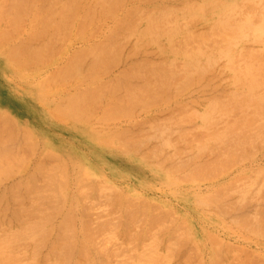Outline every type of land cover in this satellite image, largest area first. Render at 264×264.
Masks as SVG:
<instances>
[{
  "label": "rangeland",
  "instance_id": "obj_1",
  "mask_svg": "<svg viewBox=\"0 0 264 264\" xmlns=\"http://www.w3.org/2000/svg\"><path fill=\"white\" fill-rule=\"evenodd\" d=\"M2 1H4L5 2V0H1L0 1V3H2ZM34 1V0H33ZM42 1V3L40 2V0H37V1H34L33 2V6L32 7H26V8H28V10L26 9V8H24L25 10L22 12V13H19L18 14V16H17V20L20 18L19 17V15L20 14H22L24 17H22V15H20L21 16V19L22 18H24L25 19V21H23V19L21 20L20 19V21L18 20V22H19V26L18 25H16V23H17V21H16V18H14V17H11V15H13V14H10V12L12 13H15V11H13V9H11V0L9 1L10 2V4L8 3V0H6V4L8 5H6V7H5V5H4V7L6 8H4L2 5V8H0V10H2V12L1 13H4L2 16H3V21H1L2 20V18L0 19V28L2 27L3 29L1 30L0 29V31H2V32H0V34H1V36L2 37H5L6 35L5 34H9V36H13V37H9V36H6V40H5V38H1L0 39V42H2V43H0V118H3L4 116H11L10 118H11V120H8V122L10 121H12V119L13 120H15V121H12L10 124H12L11 126L9 125V123H7L8 124V127L6 126L5 128L3 127L5 124L3 123V121L0 123L1 125H3L1 128H4L3 130L1 129V132L2 131H4V130H8V128H9V132H11V133H13L14 134V136H15V133H17V135L15 136V137H11V138H15V140L13 141V139L11 140V138L9 139V141H7V142H4V144H3V141H6V138L8 137V136H12L13 134H10V133H8V134H10V135H8L7 134V132L8 131H6L5 133L7 134L6 135V138H5V135L3 134V132H2V134H3V139H5V140H3V141H1L2 143L1 144H3V145H10V144H12L11 146H15V143L17 142V141H19V143L17 142V145H20L21 143L22 144H24L25 142V145H31V147H28V149L26 150V146L25 145H21V147H22V150H23V148H25V150L24 151H22L21 150V147L20 146H15L16 147V149L14 148H10V149H13V151L16 153V155L18 154V153H20V154H22V155H20V156H23V153L22 152H24V155L25 156H23L25 159L23 160V158H21L20 156H19V154H18V156H14V159L15 160H17V157L18 158H21L22 160H23V162L21 163V161H20V163L19 162H17L18 164H20L19 166H15L14 164H16V162H13L14 160H12V162H10V164L11 163H13V164H11L13 167H10L11 169V172H10V174L7 172V170L9 169L8 168V166L7 165H5V164H3V163H5V162H7L6 160V158L9 156L8 155V153H10L12 150H10V152H9V148H6V150H4L5 152H8L7 154H3L2 155V153H1V155H2V158H4V156L6 157V158H4V159H6L5 161L4 160H2L1 159V163H2V161H3V165H5V166H3L2 164H1V166H3V167H7L8 169L6 170V173H8L7 174V176L6 177H4V175H6V174H4V173H2L1 172V175L2 176H0V178H1V180H0V196H1V194H2V196L0 197V198H5L6 196V198H5V200H8V203H7V201H5L3 198L2 199H0V209H1V205L3 206H8L7 207V209L6 208H4L6 211H4V209L2 210L3 212H5L7 215L9 214H11V215H13L14 214V211H15V209H18V207L16 206L17 205V203H16V201L15 200H11V199H9L8 198V196L9 197H11V198H13V195H14V193L16 194V195H20V193H22L23 195L25 194L26 195V199H24L23 200V202H28L27 200H29V199H31V197L29 198V199H27V195H28V197L29 196H31V191H32V194H33V192L35 191V189H34V191H33V189L30 191V194L28 193L27 194V192H28V190L31 188V187H33V186H29V182L32 184V185H34L35 183V186L37 185V187L36 188H42V189H44V188H48V189H46L47 191H44V190H42V191H44V192H42L43 193V195L44 194H47L48 193V190H50L49 188V186L51 185V184H49V181H47V183H48V187H46V182H44V184H46L45 186L43 185V184H41V182H43L42 180L44 179H47L45 176H44V178L42 177L43 175L42 174H44L43 173V171L41 172L40 170H38V169H36V168H41V166H39V164L40 163H43L42 165V167H44V165H45V169H43V170H46V172H48V169L50 168V169H53V165L54 164H56V163H60L59 164V166H57L58 168H56V169H59V167H60V171L62 170H64V168H65V175L62 173V171L60 172L59 170V172L60 173H62L63 174V176L61 177V179H64L63 177L65 176V178H66V183H65V185L63 186V187H65V188H62V187H60L59 188V190H57V191H59L60 192V199H58L57 198V196H56V193L55 192H53L52 190L54 189L53 187H52V185H53V182H51L52 183V185H51V187L53 188L48 194H47V197H52L53 195H54V197L55 198H51L52 200H54V199H56L57 198V200H55V202H57L58 204H59V202H61L62 201V199L64 200V201H62V204L60 205H55V207H53L52 206V203L51 202H49L50 203V205H51V208H50V206H49V204H45V203H47V202H45V199H47V197H44L45 199H42V200H44L43 202H42V200H41V202H42V204L44 203V205H43V207H42V205H40L41 203H38L39 202V200H38V202H37V199L38 198H36V197H40V196H42V194H40L41 192H39V194L40 195H38L37 196V194L35 193V195H36V197H34V194L32 195V198L34 199H36L35 201H36V203L38 204L37 206H39V209H37V211H39L40 209H44L45 208V211L47 212L48 210L50 211V213H51V211L53 212H56V213H51L50 215H48L49 214V211H48V214H46V212H45V215H48L50 218H51V220H50V223H51V226H50V228H51V233L49 234V232L47 233V235L46 234H44V237L42 238V241L40 240V239H38V241H40V242H43V240H44V238H45V240H44V242L45 243H42L43 245H41V248L39 247V245L41 244L40 242H38V241H36V240H32L33 238H31L30 237V239H29V237L28 238H25L26 240H27V242L25 241V239L23 240V238L25 237H23L22 236V241L21 240H19V236H18V238H17V236L15 237V238H17V239H15V240H18L17 242L16 241H12V245L11 246H13V248H11V249H15L16 251H17V253H20V252H22L23 253V255L25 254V256H21V255H19V254H16L15 255V253H16V251H15V253H14V251L12 250V251H10V249L9 248H6V250H8L9 249V251L11 252H9L11 255L12 254H14L13 256H14V258L16 259V258H20V260H21V257L23 258V260H21V264H46V263H44V262H42L41 260H43V261H45V258H47L46 259V262H50V263H48V264H61V263H64L65 261H64V259H63V257L60 259V257L58 256V255H56L57 257H58V260H57V262L59 261V260H62L61 261V263L60 262H56V260H55V262L53 263V260L55 259H53L52 260V257L50 256V252L51 253H53L52 251H50L51 250V248L53 247L54 248V245L56 244V242L58 243V241H54L55 239H57L56 238V236L54 235V234H56L55 232L57 231V232H62V230H65V232L67 233V231H68V229L67 228H69L70 229V227L72 226V229L74 230V234H72V236L74 235V239H76V240H73V241H75V243H72L71 244V247H72V245L74 246L73 248H72V250H71V248H70V251H69V255L67 256L68 257V259L66 260V262H68L69 261V263L68 264H72L71 262H74V264H77V262L76 261H78V259L80 260V254H79V250H77L78 249V247H81V246H79V244H81V243H78V242H81L80 240H82V243L84 244L85 243V241H86V245H85V247L87 248V250H88V247H89V251H90V254L87 252V250H86V252L88 253V257H89V259H91L92 261V264L93 263H95V264H99L98 262V260H100V258L102 257V255L101 254H99V252L101 251V252H104V251H106L107 252V254L110 252V254H108V255H106L105 256V260L107 259V263L106 264H130V262L132 263L133 261V264H136V263H138V264H143V258H147V256L149 257V254H151V255H154V254H162V255H164L165 253H167V249H166V246H170V247H172V244L171 243H175V241L174 240H172V241H174V242H172L171 240H169L170 238H171V235H170V233L172 234V238L173 237H175V234H176V237H177V234L179 233V231H178V229L181 231V230H183V231H187V232H185V235L186 236H183V234H182V232H180L179 233V236L181 235V236H183V237H186V239L184 238V239H181V238H183V237H179L180 238V240H177V239H175V240H177L176 242H178V241H186L187 239V241L186 242H184L185 243V245H183V243L181 242V244H180V242L179 243H176L177 244V247L179 248H177L176 249V247H175V249H174V251L176 252V254L177 255H179V257L177 258V256L175 257H173V260H175V258H176V260H175V262L177 261H179L181 258L183 259L184 258V256L182 255V254H184V252H185V254L187 253V252H191V246H189V249H188V251H185L186 249H185V247L187 246V245H189L190 243V241H191V243H193L194 242V244H193V246H195V247H193L194 248V250H193V252H192V254L190 253H187V257L188 256H190V255H193V258L190 256V260H189V257H188V260H189V262H191L193 259H194V261L195 262H191L192 264H198V263H200V264H209V257H210V250L211 249H213L212 248V245L214 244V242L216 241L217 243H220L221 244V246H220V244H219V250L220 251H222L223 250V252H225V254L224 255H227L226 256V259L228 260V259H230V256L232 257V259H230L231 261L230 262H233L234 263V261L236 262V260H237V257H238V260H237V262L236 263H234V264H248V262H249V264H264V229L263 230H261L262 229V227H264V225H261V224H264V221H262V222H260V225H258V229H260V230H258V229H256V231H255V229H252L251 230V228H246L247 226H245V228L243 227L244 225L242 224V226L239 224V226L237 225L238 223H240L238 220H236L237 218H240L241 217V215L242 214H245L244 213V211L245 210H247V211H249V212H247V213H250L251 211H253L257 206L256 205H259L260 204V206H261V204H262V202L261 201H263V203H264V200L262 199V196L264 197V174H262L263 172H264V138L262 137L261 138V144L262 145H260L259 146V148H258V144H256L255 145V149H251V151L249 150L248 152H247V155H248V157L247 158H244V157H242V158H244L243 159V161H242V158L240 159V160H238V161H234V160H237L236 158H238L239 159V157H235V159L234 158H232L233 159V161H231V159L229 160V162L227 161V162H223V163H234V162H237V163H234V165H232V166H228L229 168H226L227 166L226 165H230V164H224V165H222L223 163L222 162H220V163H222L221 165H217V167H216V165L215 164H213V165H211L213 168H215V169H213L212 168V170H208L209 169V167H207V168H203L204 170H208V171H206V173L207 172H209V173H207L208 175H206V174H204L205 173V171L204 170H202V174H200V173H198L197 174V171H201V167L202 166H200V168H199V165H197V164H201V165H203V161L201 162L200 160H204L205 161V159L206 160H208L209 159V155L208 156H205V157H203L204 155H201V156H197V158H195L194 157V159H193V154H192V152L190 151V150H188L185 146H183V144H182V142H178V141H180V140H176L175 141V146H176V148L177 147H179V152L181 153V156L184 158V165H183V168H182V166L179 168L180 170H177V169H175V170H172L173 169V167L169 164V162L166 160V158H165V156H166V154L164 153V152H166V153H168V151L166 150V149H164L161 145H159V143L161 144V141L162 140H160L161 138V130L162 129H160L159 128V126H161V125H156L157 123H155V126L157 127L156 129H154L155 131H153L152 132V128H155V126H154V123L153 122H155V119H156V121H158V123L161 121L160 119H163V118H161V117H159V116H164L165 115V113L167 114L168 112H170L171 111V109H172V114H171V116L173 115H176V114H178V113H180L179 114V116L178 117H181V116H185V114H187V116H188V114L190 115V111H191V113L194 111V108H196L195 110H198V108H199V106L201 105V103L203 102V99H204V97L205 98H207L206 96H210V95H213V96H215V97H218V95H219V97H221L222 96V100H221V98H220V101H221V103L220 104H222L223 102L222 101H227L226 99H228L229 97H231V96H235L234 98H239V97H241L240 96V92H241V95L245 92V90L243 91V87H239L238 85H236L235 86V84H237V83H235V84H233L234 82L233 81H231V79H230V75L226 72V71H224L221 67H222V65L220 66V61H223V60H219L218 62H217V64L214 66V69L212 68V71H210V69H209V71L208 72H206L205 74H204V76L201 78V79H199L198 80V82H197V84H194L193 86H190L189 88H187L184 92H183V96H182V98L181 99H179V100H176V101H179L181 104H179V105H182L183 103L185 104L186 103V107H185V105L183 104V106H180V108L181 107H184L185 108V114H183L184 113V111H182L184 108H182L181 110H180V112L178 111L177 112V108H179V107H177L176 108V106L174 105H172V104H174L175 102H171V98H173V97H169L170 98V102L168 101H166L165 102V100L167 99H164V101L162 102V100H163V98H162V96H160V98L158 97V96H156V98H154L153 96H151V97H145L144 96V94L143 93H140L141 95H139L138 94V97H139V99H138V101L136 100V102L134 103V102H131L129 105H127L126 103H127V101H129L128 99H125L126 97H128L127 95H125L126 93L124 92V96H121L124 100H122V101H124V102H126L124 105H125V110L124 109H118V107H115L114 105V102L116 101L117 102V104H119L120 102V104H119V106H121L122 105V101H120V99L118 100H116V98H115V93H114V95H113V97H112V95H110L109 93L107 94V97H109V96H111V98L109 97L108 98V100L109 99H111V101H112V99H113V103H112V105H110V108H109V104L111 103V101H110V103L107 105V103H108V101L106 100V98L107 97H105L106 96V94L104 93V92H101V94H97L98 96H94V98H91L93 101H90V99H88L87 101H88V103L90 104L91 103V105H92V110H91V112H87V111H89V109H91V106H90V108L88 107V108H86V106H88L89 104H87V102L85 103L84 101V103L86 104H83V102L81 103H79L78 105V107H79V109H78V107L77 106H75V108L74 109H78V111H80V110H82L83 108H86V109H83L82 111H80V113H76V114H78V115H75L74 117H72V115H74V113H72V112H68L69 110H67V109H69V108H72V107H70V106H68V107H66L65 106V101H64V99L66 98V96L65 95H71V96H73L74 97V95H75V93L74 92H77L78 91V89H80V87H81V91L82 90H87L88 88H90L89 86H87V84L86 83H88L89 81L88 80H86V72L85 71H88V70H92L91 68H90V64H88L87 63V61L89 62V60L91 61L92 59H94L93 57H97V55H98V53L100 52V50L99 51H94V50H92V51H90L89 49V47L91 46V44H93V45H96V43L94 44V42H96L97 40V44H98V42L99 41H101L100 39H105V40H107L108 39V37L106 36L105 37V35L106 34H108V32L110 31V27H107L106 26V28L109 30H107V29H105V27H103V28H99L98 30H97V33H93L92 34V36H90L91 34H89L88 33V31L90 32V30L85 26L84 28H82V29H84V30H80V31H78L79 30V28H78V26L76 25V20H77V18L79 17L78 16V14L79 13H81V11H82V8L83 7H80V10L78 11V13H77V15H75V16H73V18H72V20L71 21H73V23H71L72 24V27H71V31H72V33L70 32V31H68V33H67V35H66V33H65V29H67V28H65V24L62 22H60L59 21V19H60V17H59V15H58V13H56V11H58L60 8H58L57 6H61L63 3L61 2L62 0H44L45 2H43V0H41ZM56 1H58V3H56ZM88 0H85L84 2H83V0H80V2H83L84 4L87 2ZM92 1V0H91ZM90 0L88 1V4L91 6L92 5V3L93 2H95L94 4H95V6L97 5V4H99V1L100 0H93V2L92 3H90L91 2ZM97 1V2H96ZM104 1V0H103ZM185 1V0H184ZM183 0H181V2H180V0H138V4H139V6H143V7H145L146 8V10L145 9H143V11H148L149 9V12H147V13H151V12H153V11H156L157 9H160V8H163V10H165L167 13H168V16H170L169 17V19L174 15V13L176 14V16L174 15L173 17V19L171 18V20H167V21H165L163 24H165L166 26H167V24H168V29L170 28V29H174L175 28V30L179 33H181L182 31H184V30H187V31H189L190 33L192 32V33H194L193 31H195V30H197L196 31V33L197 32H200V31H198V29H205V28H209V27H212V26H214V25H210L209 23H214V21L216 22V23H214L215 25L222 19V17L225 15L226 16V14H228L229 13V11H227V12H223V11H225V9L224 8H227L226 6H223L222 4H226V3H231L232 1H235V2H240V1H243V0H190L191 2H193V3H191L190 4V1L189 0H187L188 1V4L186 3V2H184ZM224 1V2H223ZM262 1H264V0H262ZM4 2L2 3V4H4ZM37 2L39 3L38 5H37ZM53 2V3H52ZM105 2H107L106 3V6H108L109 8L110 7H112L111 8V12H109L108 13V16H111L110 14H112L113 12H112V10H117V8L120 6V3H116L117 4V6H116V4H115V6H116V8L114 9V4L112 5V3H110L111 4V6H110V4H109V0H106ZM110 2H112V0L110 1ZM195 2V3H194ZM216 4H215V3ZM218 2V3H217ZM56 5H55V4ZM82 3V4H83ZM125 3H126V5H125V7L126 8H129V7H131V6H133L136 2H135V0H126L125 1ZM35 4V5H34ZM40 4H47L46 6H48V7H46V8H44V6L42 7V5H40ZM83 4V5H84ZM87 3H86V5H88ZM94 4H93V6H94ZM175 4H178V5H180V6H182V4L184 5V7H181V8H179V7H175L174 5ZM214 4V5H213ZM239 4H241V2L239 3ZM40 5V6H39ZM119 5V6H118ZM173 5V6H172ZM177 5V6H178ZM191 5L193 6V5H195V6H193V7H191ZM35 6H37V8H39V10L40 9H45V10H41L40 12H35L36 10H37V8L35 7ZM55 6V8L53 9L52 7H54ZM93 6H91V7H93ZM138 6V7H139ZM212 6V7H211ZM36 9H35V8ZM41 7V8H40ZM90 7V8H91ZM143 7H141V8H143ZM187 7V8H186ZM207 7L208 8H210L209 10H206L207 9ZM29 8H31L30 10H29ZM50 8H52V9H50ZM94 8V7H93ZM92 8V9H93ZM206 8V9H205ZM12 10V11H9V10ZM46 9H47V11H46ZM48 9H49V11H53V12H55L56 13V15L54 16V17H52L51 16V18H52V22H53V24L55 25L56 23L57 24H61V26L63 27V29L62 30H60V32L61 33H64V35L62 36L61 35V33H57L56 31H54L55 29H54V27H53V25L51 24V26H50V23L48 24V21L46 20H44V21H42V20H38V19H36V18H40V16L42 15L41 13H44L43 14V16H45L44 17V19L46 18V16H48L50 13H48V15H45L47 12H48ZM85 11L86 10H88L89 8H83ZM186 9V10H185ZM203 9H205L206 11H203ZM4 10L6 11V13H7V15H6V13L4 12ZM8 10V11H7ZM31 10H33L35 13H37V14H35V15H33L34 17H33V19H32V16H31V14H32V12H31ZM39 10H37V11H39ZM83 10V11H84ZM179 10V11H178ZM26 11H27V13H26ZM43 11V12H42ZM119 11V10H118ZM142 10L140 9V13L142 14L143 12H141ZM208 11V12H207ZM220 11V12H219ZM46 12V13H45ZM146 12H144V13H146ZM171 12L173 13V15L171 14ZM30 13V14H29ZM139 12H137V14H138ZM147 13H146V15H147ZM211 13V14H210ZM27 14V15H26ZM34 14V13H33ZM38 14H41V15H38ZM82 14H83V12H82ZM141 14H139V16L141 15ZM209 14V16H207ZM15 15V14H14ZM13 15V16H14ZM38 15V16H37ZM81 15V14H80ZM107 15V14H106ZM172 15V16H171ZM189 15V16H188ZM249 15V14H248ZM5 16H6V18H5ZM10 16V18H14V20L13 21H10V19H8L7 20V18ZM30 16H31V21H30ZM56 16H57V18H56ZM137 16V15H136ZM135 16V17H136ZM142 16V15H141ZM200 17L199 18V20L197 19V20H195L196 18L195 17ZM218 16V17H217ZM219 16H221V18L219 17ZM225 16H224V18H225ZM36 17V18H35ZM59 17V18H58ZM146 17V16H145ZM185 17H187V18H185ZM189 17V18H188ZM36 19V21L38 20L39 21V23H38V25H37V23L35 22V19ZM42 19H43V17H41ZM54 18V19H53ZM117 18H119L120 20H121V18H122V20L124 19V15H123V12L121 13V12H119L118 13V15H117ZM185 18V20H188V21H190V18L192 19V18H194V20H191L190 22L192 23V24H190V22H185V20H183ZM11 19V20H12ZM29 19V20H28ZM47 19V18H46ZM56 19V20H55ZM30 21V22H28V21ZM48 20H49V18H48ZM179 20V21H178ZM184 21V22H181V21ZM6 21L8 22H11L12 24L10 25V27L14 24V26H13V30L10 28V27H8V25H6L7 23H6ZM22 21V22H21ZM34 21V22H33ZM37 21V22H38ZM41 21V22H40ZM55 21V22H54ZM58 21V22H57ZM70 21V22H71ZM76 21V22H75ZM178 21V22H177ZM208 21V22H207ZM13 22H16V23H13ZM21 22V23H20ZM36 23L35 25H36V27H38L37 29H39L40 28V26L42 25L44 28L46 27L47 29L43 32L44 33V36H42L41 34H40V36H39V38H38V36H36V37H31V39H27V37H28V32L29 31H27V29H29L30 30V32H32V33H30L29 32V36H31V34H33V30H36V27L33 25V27L35 28H33V29H31L32 27H31V23ZM75 22V23H74ZM182 24H181V23ZM206 22V23H205ZM22 23H23V25H25L23 28H21L20 27V25H22ZM171 23H173V25L171 24ZM179 23V24H178ZM211 23V24H212ZM18 24V23H17ZM29 24V25H28ZM63 24V25H62ZM73 24H74V26H73ZM172 25V27L171 26H169V25ZM180 24H181V26H180ZM209 24V25H208ZM27 25L29 26V28L27 27ZM44 25H46V26H44ZM68 25V24H67ZM66 25V26H67ZM76 25V26H75ZM3 26H5V27H3ZM15 26H18L19 27V29H17V30H15ZM41 26V28L40 29H44L43 27ZM58 26V25H57ZM69 27L68 28H70V25H68ZM174 26H176V27H174ZM49 27V28H48ZM74 27V28H73ZM180 27V28H179ZM196 28V29H191L190 30V28ZM7 29V28H9L10 30H12V32H10V31H8V30H5V29ZM50 28H52V29H54V30H52V29H50ZM73 28V29H72ZM78 30H77V29ZM21 29H22V31H21ZM24 29H25V31H24ZM74 29H76V30H74ZM86 29H88V30H86ZM210 29V28H209ZM19 30V31H18ZM32 30V31H31ZM104 32H103V31ZM207 30V29H206ZM5 31H8V32H5ZM27 31V32H26ZM47 31V32H46ZM49 31H51V32H53V34H51ZM64 31V32H63ZM67 31V30H66ZM82 31V32H81ZM83 31H84V33H83ZM203 31V30H202ZM201 31V32H202ZM3 32H4V34H3ZM15 32V33H14ZM19 32V33H18ZM26 32V33H25ZM46 32V33H45ZM74 32V33H73ZM103 32V33H102ZM13 35H12V34ZM18 33V34H17ZM55 33H57L56 34V37L54 38V40H53V38H52V40L53 41H55L56 42V44L54 43L53 45H52V47L49 49V50H51L50 52L51 53H49L50 54V58H52V54H53V58L52 59H50L49 60V58H47L48 60L46 61V59H44L45 57H48L49 56V54H47V55H45L44 56V58L43 59H41V61L39 60H34L33 58V62H31V58L30 57H25V59L23 58V59H21V58H18V57H14V56H12L11 58H9L8 57V55L6 54V50H9V48L11 49L13 46L14 47H18V46H21L22 45V43L23 42H25V43H28L27 45H29V46H31L32 48H37V47H40V45H42V44H45V41H46V43H49V42H47V40L48 41H50L51 39H50V36H54L55 35ZM71 33V34H70ZM76 33H77V35H80V36H78V37H91V40L89 41V42H84L83 43V41H80L79 39H74V38H76L77 37V35H76ZM79 33V34H78ZM111 32H109V34H110ZM11 34V35H10ZM15 34V35H14ZM22 35V36H20V37H18V35ZM59 34H60V36H59ZM75 34V35H74ZM108 34V35H109ZM5 35V36H4ZM27 36V37H24V36ZM45 35H47L48 36V38L50 39H48L47 38V36H45ZM58 35V36H57ZM66 35V38H64V36ZM73 37H72V36ZM83 35V36H82ZM86 35H89V36H86ZM111 36L113 35V33L112 34H110ZM68 36V37H67ZM70 36V37H69ZM111 36H109V37H111ZM123 36V35H122ZM127 36H131L130 38L129 37H127ZM136 36H138L137 35V33H135V32H133L132 34H127L126 35V37L124 36V38L123 39H126V41H128L127 43H125L124 42V44L123 45H121L122 47H123V49H121V46L118 48V49H120L119 50V52L120 53H118L117 52V50H116V52L114 51V49H112V52L114 51L115 52V54L113 53V55L112 56H109V59H108V53H107V55H106V63H107V61L109 62L110 61V63L113 61V59H114V62H112V63H115V64H110V66H109V63H107V64H105V62H103V63H101V64H103V65H100V67L102 66H108V68L110 67V69L112 70V69H114V70H112V73L111 74H109V75H107L108 77L110 76L111 77V75H112V77L109 79V80H111L112 78H113V73H114V75H116L117 77L120 75V74H118V72H120V70L119 69H121L122 68V66H123V68H122V70L125 68V67H127L126 65H122V63H120V62H118V64H117V62H116V59H118L119 58V55H117V53L118 54H120V60L119 61H121V58L122 57H124L125 55H126V52L128 51V49H130L129 47H130V45H132V43H133V41L136 39ZM21 37L22 38H24V39H27L26 41L23 39H21ZM41 37V38H40ZM47 39H46V38ZM72 37V38H71ZM84 37V38H85ZM96 37V38H95ZM10 38V39H9ZM14 38V39H13ZM17 38V39H16ZM34 38H36L37 40H33ZM58 40H57V39ZM92 38H95V39H92ZM129 38V40H127ZM218 38V40L220 39L219 37H217ZM217 38H216V42H217ZM20 39V40H19ZM41 39H43L41 42H38V41H40ZM58 41V43H60L61 44V42H64V44H61V46H59V44L57 43V41ZM59 39H60V41H59ZM72 39H74L73 40V42L71 43V44H69L70 42H71V40ZM143 39H146V41H143V43L144 42H150V36H148V35H145V38H143ZM156 41L153 43V42H150V47L151 48H155L154 47V45L155 46H157V48H160L161 50H163V53H171V59H170V61H169V64H168V66H172L173 64H174V62L176 63V61H178L179 62V64L181 63V60L183 61L179 66H182V68L184 67V61H187V59H189V56H185L186 58H184V57H182L181 55H183V54H180L179 53V51L180 50H178L179 48H175L176 46H173V47H170V46H167L166 45V42H167V37L165 36V35H159V34H157L156 35ZM3 40V41H2ZM17 40V41H16ZM29 40V41H28ZM67 40V42H65ZM102 40V42H105V41H103ZM248 39H244L243 40V43L245 42V44L247 45V46H250L249 44H250V41H248V42H246ZM8 41V42H7ZM10 41V42H9ZM11 41H12V43H11ZM20 41V42H19ZM21 41H22V43H21ZM35 43H38L39 44V46H38V44H35ZM68 41H69V43H68ZM220 41V40H219ZM218 41V42H219ZM15 42V43H14ZM101 42V43H102ZM147 42V43H148ZM4 43V44H3ZM18 43V45L17 46H15V44H17ZM25 43H23V44H25ZM86 43V44H85ZM220 43V42H219ZM1 44H2V46L3 47H1ZM12 44H14V45H12ZM57 44H58V46L59 47H62V49L60 50H58L57 49ZM162 44V45H161ZM164 44V45H163ZM57 47H56V46ZM63 45V46H62ZM129 45V47H128V49L126 48L127 46ZM89 46V47H88ZM13 47V48H14ZM80 47V48H79ZM92 47V46H91ZM53 48V49H52ZM65 50H64V49ZM87 48H88V50L90 51L89 53H88V50H87ZM93 48H95V47H93ZM98 48V46H96V49ZM170 48V49H169ZM55 49H57L58 51H60L61 52V54L60 55H58L57 53H52V51L53 52H55L56 50ZM76 49H78V50H76ZM81 49V50H80ZM92 49V48H91ZM95 49V50H96ZM127 49V50H126ZM171 49H173V51L171 50ZM55 50V51H54ZM74 50H75V52H74ZM82 52L81 53V56H83L84 55V53H86L85 55H87V54H89V55H87V56H84V61H86L85 63H86V65H88V66H85L84 64H83V58L80 56V51ZM85 50H87V51H85ZM98 50V49H97ZM125 50H126V52H125ZM85 51V52H84ZM174 51H175V53H174ZM49 52V51H48ZM47 52V53H48ZM57 52V51H56ZM71 52H73V54L71 53ZM79 52V53H78ZM92 52V53H91ZM63 53V54H62ZM74 53H76V55L74 54ZM77 53H78V55L80 56V58H82V64H81V62L80 63H78L77 64V62H79V60H80V58H79V56H77ZM95 55H94V54ZM111 53V52H110ZM174 53V54H173ZM69 54H71V56H73V59H75V61L74 60H70V63H69V59H71V56L69 55ZM112 54V53H111ZM6 55V56H5ZM68 55H69V57H68ZM91 55H93V57L91 58L90 56ZM110 55V54H109ZM118 56L117 58H113V56ZM63 58H62V57ZM66 57V59H67V61H68V63H67V61L64 59ZM75 57H77V59L75 58ZM110 57H111V59L112 60H110ZM174 57V58H173ZM175 57H176V59H175ZM9 58V59H8ZM12 58H16V59H12ZM19 59V61H18V59ZM58 58V59H57ZM90 58V59H89ZM140 58V59H139ZM141 58H142V56H139L138 57V60H141ZM89 59V60H88ZM21 60H24V61H21ZM43 60V61H42ZM56 60V61H55ZM64 60V61H63ZM77 60V61H76ZM7 61V62H6ZM13 61H14V63H15V65H14V63H13ZM17 61L18 62H20L21 61V63H18L19 65H17ZM28 61V62H27ZM53 61H55L54 62V64H56V65H54V64H49L50 62H53ZM66 61V63H67V65H70V66H67V67H70V70H67L68 71V73L70 72L71 74L74 72V71H72V69L73 68H75V66H76V68H80V69H77V72L79 71V73H75L77 76V79H75L74 80V78H76L73 74H72V78L71 77H69L70 76V74L67 76L66 74H67V72H65L66 71V66H65V64L64 65H60L61 66V68L63 67V68H65V71H62L63 72V74L62 73H60V71L62 70L60 67H58L59 68V71H58V68L56 67L57 66V64L59 65V63H62L63 64V62H65ZM137 60H135L134 62H136ZM172 61H173V64H172ZM12 62V63H11ZM30 62V63H29ZM37 62H38V64L41 62V64L40 65H38L37 64ZM44 62V63H43ZM130 62H132L133 63V59L131 60V61H129V63ZM178 62H177V64H178ZM27 65H26V64ZM31 63H33V65L31 64ZM48 63V64H47ZM72 63H76V64H72ZM219 63V64H218ZM9 64V65H8ZM24 64V65H23ZM43 64V65H42ZM79 64L82 66V69H81V67L79 66ZM105 64V65H104ZM172 64V65H171ZM221 64H222V62H221ZM36 65V66H35ZM44 65H45V67H44ZM49 65V66H48ZM74 66V67H72V66ZM78 65V66H77ZM119 65V66H118ZM220 66V67H217V70L215 71V68H216V66ZM17 66H19V67H17ZM85 66V68H88L87 70L84 68V70H83V67ZM112 66V67H111ZM115 66V67H114ZM117 66L119 67V68H117ZM175 66H177V68H178V65H176V64H174V66L171 68H169L170 70L172 69H174V67ZM30 67V68H29ZM71 67H72V69H71ZM121 67V68H120ZM25 70H23V69ZM35 68H37V69H35ZM53 68H56L57 70V72H55V70L53 71L52 69ZM105 68V67H104ZM107 68V69H108ZM117 68V69H116ZM176 68V67H175ZM176 68V69H177ZM181 67H179V69L178 70H176V69H174L176 72H181L182 71V69H180ZM35 69V70H34ZM61 69V70H60ZM67 69H69V68H67ZM94 69V68H93ZM95 69H97V66H96V68ZM220 69H222V73L220 72V71H218V70H220ZM26 70H28V71H26ZM116 70V71H115ZM119 70V71H118ZM121 70V71H122ZM213 70H214V72H213ZM22 71V72H21ZM31 71H34L33 73H31ZM37 71V72H36ZM49 71H53V73H55L54 75H56V76H62V77H60V78H62V79H58L59 77H56V76H54L53 74H51ZM28 72V73H27ZM46 72H47V74H46ZM82 72H84V74L82 73ZM213 73L212 75H209L210 73ZM218 72L219 73H221V74H218ZM225 72V73H224ZM64 73H66V74H64ZM84 75V77L83 76H81L82 74ZM118 75H117V74ZM214 73H216L215 75H214ZM227 74V75H226ZM50 75V77L48 78V76ZM53 75V76H52ZM209 77H208V76ZM223 75H224V77H223ZM225 75H226V79H224L225 78ZM52 76V77H51ZM107 76L104 78V79H107ZM207 76V78H205ZM212 76H215V78L213 77V79H211V77ZM227 76H229V77H227ZM56 77V78H55ZM74 77V78H73ZM83 77V78H82ZM115 77V76H114ZM221 77V78H220ZM223 77V78H222ZM45 78H47V79H45ZM52 78H54V79H52ZM81 78V79H80ZM116 78V77H115ZM204 78V79H203ZM229 78V79H228ZM48 79H49V81H48ZM50 79H51V81L52 82H54L53 84H52V82H50ZM55 79H58V80H55ZM78 79L80 80L79 82H78ZM104 79H103V81H104ZM205 79L206 80H208V81H210L209 82V85L210 86H204L205 84H203L204 82H205ZM211 79V80H210ZM223 79V80H222ZM44 80H45V84H44ZM61 80V81H60ZM65 82H63V81ZM66 80V81H65ZM108 80V81H109ZM48 81V82H47ZM59 81H60V83H59ZM77 81V82H76ZM82 81V82H81ZM106 81V80H105ZM221 81V82H220ZM46 82L48 83V84H46ZM63 82V83H62ZM86 82V83H85ZM201 82H202V84L203 85H201ZM207 82V81H206ZM228 82V83H227ZM33 83V84H32ZM208 83V82H207ZM80 84V85H79ZM84 84V85H83ZM79 85V86H78ZM200 85V86H199ZM226 85V86H225ZM47 88H46V87ZM78 86V87H77ZM88 88H87V87ZM204 86V87H203ZM234 86V87H233ZM94 87V85H92V87H91V89H94L93 88ZM213 88L212 90H211V88ZM85 88H87V89H85ZM229 88H230V90H229ZM236 88V89H235ZM238 88V89H237ZM225 90V92H224V90ZM233 91H232V90ZM195 90V91H194ZM196 90H197V92H196ZM205 92H204V91ZM208 90V91H207ZM218 92H217V91ZM236 92H235V91ZM240 90V91H239ZM242 90V91H241ZM80 91V90H79ZM93 91V90H92ZM202 91V92H201ZM216 91V92H215ZM220 91H222V92H220ZM227 91H228V93H227ZM230 91H232V92H235L236 93V95H235V93H231ZM239 91V92H238ZM84 92V91H83ZM94 92V91H93ZM239 94H238V93ZM170 94H172L171 92H169ZM64 94V95H63ZM104 94V95H103ZM121 94V93H120ZM210 94V95H209ZM238 94V95H237ZM64 96V99H63V96ZM96 95V94H95ZM156 95V94H155ZM158 95H161V94H158ZM225 95H227V97L225 98V97H223V96H225ZM229 95V96H228ZM231 95V96H230ZM244 95V94H243ZM242 95V96H243ZM90 96V95H89ZM99 96H101V98L99 97ZM140 96H142L141 97V100L143 101V103L145 102V100H146V107H145V103H144V106H142L143 105V103H142V101L140 102ZM203 96V97H202ZM237 96H239V97H237ZM62 97V101L60 100V98ZM68 97V96H67ZM92 97V96H91ZM98 97V98H97ZM105 97V98H104ZM149 98V99H145V98ZM153 97V99H150V98H152ZM115 98V99H114ZM157 98H159V99H157ZM162 98V99H161ZM94 99H97L98 101H101L100 103L103 105L104 103H106L105 104V106H104V108H102L103 106H101V104L99 103V105H96V108H94L95 106V104H98V103H95L96 101L94 100ZM143 99H145V100H143ZM154 99H156V100H158V104H156V102L155 101H153ZM196 100L197 102H198V104H197V102H196V104H194L195 103V101L193 102V103H191L192 101L191 100ZM230 99V98H229ZM229 99H228V101H229ZM147 100H150V101H147ZM152 100V101H151ZM182 100V101H181ZM231 100V99H230ZM64 101V102H63ZM105 101V102H104ZM189 101H191V102H189ZM56 102V103H58V104H54V103ZM61 102H63V103H61ZM104 102V103H103ZM119 102V103H118ZM153 102H155L154 104H152ZM178 102V103H179ZM187 102H189V103H187ZM135 104L136 106H134V107H132L133 106V104ZM137 103H139V104H137ZM147 103H151V106L149 105V107L150 108H148V104ZM50 104V105H49ZM82 104L84 105V107L82 106ZM116 104V105H117ZM192 106H191V105ZM200 104V105H199ZM53 105H54V107H56V106H59V108H61V109H65L66 110V112H68L69 114H71L70 116L72 117H70V116H68L69 114H64V113H62V111L59 109L58 110V112H56V113H50V110L52 109V108H54L53 107ZM127 105V106H126ZM188 105V106H187ZM218 105V104H217ZM63 106V107H62ZM80 106H82V107H80ZM106 106H108V107H106ZM139 106L141 107V108H144V111L140 108L139 109ZM171 106H172V108H171ZM51 107V108H50ZM65 107V108H64ZM111 107L112 108H114L115 107V109L116 110H112L111 109ZM121 107H123V106H121ZM127 107H129V108H131V110H133L132 111V115H131V110L129 109V108H127ZM175 109H177V110H175ZM188 107H192L193 109L191 110L190 108V110L189 111H186L187 109H188ZM205 107H206V105H205ZM205 107H203V106H200V109H205ZM47 108H50L49 110L47 109ZM82 108V109H81ZM100 108H102L103 110H104V112H101V110L102 109H100ZM106 108H109L108 110H107V112H106ZM120 108V107H119ZM134 108V109H133ZM136 108L138 109V110H136ZM146 108V109H145ZM111 109V110H110ZM117 109L119 110L118 112H117ZM47 110V111H46ZM65 110H64V112H65ZM102 110V111H103ZM122 110H123V114H124V112L125 113H128L127 112V110L129 111V113H128V115L127 116H124L123 114H121L122 113ZM141 110V111H140ZM71 111V110H70ZM84 111V112H83ZM110 111H114L113 112V114H114V118L112 119V117H110L109 119L107 118V117H105V118H103L104 116H107V114H108V112L110 113ZM121 111V112H120ZM136 111L138 112V113H136ZM6 114H8V115H5V113ZM59 112H61V113H59ZM93 112H94V114H93ZM102 113V115H100L101 113ZM106 112V113H105ZM116 112V113H115ZM136 114H135V113ZM177 112V113H176ZM181 112H183L182 114H181ZM189 112V113H188ZM2 113H4V115L2 114ZM86 113V114H85ZM88 113H90V114H88ZM117 113H119V117H117L116 116V114ZM87 114H88V117H87ZM113 114H108V115H111V116H113ZM53 115H55V116H53ZM83 115V116H82ZM169 115V114H168ZM181 115V116H180ZM8 116V117H9ZM68 116V117H67ZM80 116V117H79ZM84 116H86L87 118H83ZM100 116V117H99ZM123 116V117H122ZM158 116V117H157ZM177 116V115H176ZM176 116H174L175 118H176ZM229 116H231V115H229ZM60 117V118H59ZM82 117V118H81ZM129 117H130V119H129ZM148 117V118H147ZM150 117L151 118H155L153 121H151V119H150ZM169 117H170V115H169ZM173 117V118H174ZM178 117H177V120H178ZM186 117V116H185ZM78 118V119H77ZM81 118V119H80ZM90 118H91V120H90ZM116 118V119H115ZM149 119L152 123H153V125H152V123L149 121V120H147V119ZM164 118H168L167 117V115L164 117ZM173 118H171V119H173ZM184 118V117H183ZM183 118H181V119H183ZM229 117H227L226 119H228ZM232 118V117H231ZM77 119V120H76ZM83 119V120H82ZM138 119V120H137ZM139 119H142V120H139ZM146 120L147 122H145V124H143V122H144V120ZM157 119H159V120H157ZM0 120H2V119H0ZM142 121V124L141 125H143V126H141V125H138L139 123H141V122H138L137 123V121ZM166 119H164V120H162V121H165ZM173 120H175V119H173ZM135 121H136V123H135ZM184 120H182V122H181V124L182 123H184L183 122ZM6 122V121H5ZM13 122H15V124L13 123ZM79 122V123H78ZM131 122H134V123H131ZM166 123H167V121H165ZM86 123V124H85ZM101 123V124H100ZM131 123V124H130ZM161 124H163L162 122H160ZM6 124V125H7ZM90 124V125H89ZM149 124V125H148ZM151 124V125H150ZM86 125V126H85ZM147 125V126H146ZM178 125V124H177ZM187 125V126H186ZM129 127L130 128V130L128 131V130H126V131H122L123 129L125 130V127ZM133 126V127H132ZM146 126V128L148 127V128H150L151 129V131L150 132H152L153 134H151L150 132H149V134L148 133H145L144 134V136L145 137H143L142 139L140 138V135L142 136V134H143V127H145ZM151 126V127H150ZM153 126V127H152ZM164 126H166L167 127V129L169 130V128H172V127H174V126H176V125H171L172 127H170V126H167V125H165V123H164V125L161 127V128H163ZM180 126V128H181V126L182 127H184L185 128V126L186 127H189V126H192V124H191V122H185L184 124H182V125H179ZM132 127V128H131ZM142 129L141 130V134H139L140 133V128ZM169 127V128H168ZM7 128V129H6ZM10 128H11V130L12 131H10ZM13 128V129H12ZM159 128V129H158ZM23 129H26V131H30L31 132V134L29 133V132H26V131H24ZM28 129V130H27ZM97 129V130H96ZM117 129H120V131L122 132V135L121 136H123V133H124V136L125 137H130V139H126L125 137H121V138H123V140L125 139V142H129V141H132L131 140V138H132V135L133 134H135V133H137L139 136H137L136 134L135 135H133L134 137L136 136L137 138H132L133 139V143L136 141L137 142V140H138V138H139V142H138V145H139V147H138V145H135V143L134 144H131V143H125V142H123V141H121V139H119L120 137H118L117 135H119L120 136V134H121V132L120 133H117V135H116V137H118V138H116L114 135H113V131H115V133L116 132H119V130L117 131ZM127 129V128H126ZM150 129H148V131L150 130ZM133 130V134H132V131ZM137 130V131H136ZM139 130V131H138ZM157 130H159L158 132H159V134H157L158 132H156ZM136 131V132H135ZM146 131V130H145ZM147 131V132H148ZM172 131V130H171ZM23 132H26L27 133V138H26V136H25V134L26 133H24V135L23 136H25L24 137V139H23V136H22V134H23ZM139 132V133H138ZM155 132V133H154ZM20 133H22L21 135H20ZM1 134V135H2ZM19 134V135H18ZM112 136H110V135ZM127 134H128V136H127ZM131 136H130V135ZM146 134H148V136L146 135ZM151 134V135H150ZM155 134H157V136L155 135ZM197 134V132H194V134L193 135H196ZM199 134H201V132L200 133H198L197 135H199ZM159 135V136H158ZM197 135H196V137H197ZM20 136H22V137H20ZM106 136H108L109 138H107ZM153 136H156V138H152ZM201 135H199V137H200ZM263 136H264V134H263ZM107 138V140H106V142H104V140L105 139H103V138ZM1 138V139H2ZM9 138V137H8ZM18 138H19V140H18ZM25 138H26V140H25ZM111 138V139H110ZM145 138H147V139H145ZM149 138V139H148ZM151 138V139H150ZM101 139L103 140V141H101ZM135 139V140H134ZM145 139V141H142V140H144ZM112 140V141H111ZM147 140V141H146ZM12 141V142H11ZM22 141V142H21ZM111 141V142H110ZM119 141V143L120 142H122V143H120V144H118L117 142ZM142 141V142H141ZM144 142H148L147 144L146 143H144ZM153 142H158V144L156 143H154L153 144ZM177 142V143H176ZM10 143V144H9ZM110 145H109V144ZM142 143V146L140 145ZM115 144V145H114ZM118 144V145H117ZM126 144V145H125ZM131 144V145H130ZM152 144H153V146L155 147H153L152 146ZM182 144V145H181ZM2 145V146H3ZM113 145L115 146V147H113ZM130 145V146H129ZM133 145H135V146H133ZM10 146V147H11ZM123 148L124 146H127V148L126 147H124L123 149H127V150H122L121 148ZM129 146V147H128ZM144 146V147H143ZM8 147V146H7ZM18 147H20L19 149H18ZM134 147H135V149H134ZM136 147H138V148H136ZM149 148L148 150H146L145 151V149L144 148ZM162 148V150H159V149H161ZM119 148V149H118ZM131 148V149H130ZM146 148V149H147ZM152 148V149H151ZM154 148V149H153ZM157 148H158V151H157ZM7 149H8V151H7ZM137 149V150H136ZM142 149L145 151L144 153L142 152ZM182 149V150H181ZM183 149H184V151H183ZM186 149V150H185ZM133 152H132V151ZM150 150H153V151H151V153H150ZM190 151V152H188V151ZM254 150V151H253ZM3 151V152H4ZM19 151V152H18ZM136 151H138V152H136ZM159 151H161L160 153H159ZM184 153H183V152ZM1 152H2V150H1ZM51 152H52V156L50 155L51 154ZM149 152V153H148ZM185 152H187V153H185ZM254 152V153H253ZM13 153V152H12ZM12 153H10L11 155H12ZM15 153H13V154H15ZM50 153V154H49ZM55 153V154H54ZM164 153V154H163ZM249 153V154H248ZM253 153V154H252ZM149 156H148V155ZM188 154H192L191 155V159H190V156H188L189 158H188V161H187V155ZM252 154V155H251ZM153 155V156H152ZM159 155V156H158ZM164 156V159H161L162 157L161 156ZM185 155V156H184ZM180 156V157H181ZM11 157V156H10ZM10 157H9V159H10ZM203 157V158H202ZM12 159H13V156L11 157ZM183 158H181V159H183ZM186 159V160H185ZM11 160V159H10ZM37 160H38V162H37ZM40 160V161H39ZM160 160L162 161V162H160ZM164 160V161H163ZM189 160H192V161H189ZM18 161V160H17ZM36 162L38 163V165L36 164ZM65 162V163H64ZM168 162V163H167ZM188 164H187V163ZM197 162V163H196ZM207 162V161H206ZM44 163H46V164H44ZM61 163L62 164H64L63 165V167H62V165H61ZM193 163H196V166H195V164H193ZM7 164V163H6ZM9 164V163H8ZM18 164H16V165H18ZM23 164V165H22ZM35 164L37 165V166H35ZM165 164H169L168 166L167 165H165ZM187 164V165H186ZM193 164V165H192ZM41 165V164H40ZM53 167H52V166ZM58 165V164H57ZM191 165H192V167H191ZM56 166V165H55ZM65 166V167H64ZM197 166H198V168H197ZM2 167V168H3ZM16 168V170L15 171H13L15 168ZM36 167V168H35ZM46 167H49V168H46ZM203 167H204V165H203ZM32 168H34V169H32ZM62 168V169H61ZM182 168V169H181ZM195 168H197V169H199V170H197V169H195ZM211 168V167H210ZM6 169V168H5ZM5 169L3 170V169H1L3 172L5 171ZM55 169V170H56ZM219 169V170H218ZM10 170H8V171H10ZM55 170L53 169V171L54 172H52V171H49V173L50 172H52L53 174H56L57 173V171H56V173H55ZM86 171L87 173H88V175H87V173H84V176L83 177H81V174H83V173H81L82 171ZM217 170V171H216ZM13 171V172H12ZM35 173H33V172ZM84 171V172H85ZM173 171H175V172H173ZM191 171H193V172H191ZM203 171H204V173H203ZM32 172V173H31ZM39 172H41V174L39 173ZM45 172V171H44ZM194 172L196 173L195 175H198L197 177L195 176V177H193V175H194ZM212 172V173H211ZM219 172V173H218ZM259 172L262 174V176H261V174L259 175ZM79 173H81L80 174V176H79ZM192 173H193V175H192ZM214 173V174H213ZM217 173V174H216ZM46 175L48 174V173H45ZM53 174L52 175H50V176H52V177H54L55 178V176H57V175H55V176H53ZM58 174V173H57ZM189 174V175H188ZM200 174V175H199ZM205 176H204V175ZM212 174V175H211ZM243 174V175H242ZM246 176H245V175ZM250 174V175H249ZM29 175H31V176H29ZM90 176V177H87V176ZM187 175V176H186ZM247 175H249V176H247ZM50 176H48V180L50 179L51 180V178H49ZM60 175H58L57 177H58V179H57V177H56V179H57V181L60 179V177H59ZM67 176V177H66ZM86 176V177H85ZM190 176V177H189ZM191 176H192V178H191ZM207 176H209L208 178H206ZM245 177V179H244V177ZM250 176H252V177H250ZM29 177H31L32 179V181L31 180H29L30 178ZM240 177V178H239ZM247 177V178H246ZM255 177H257V178H255ZM258 177H260V178H258ZM235 178V179H234ZM236 178H238V179H236ZM55 179V180H56ZM240 179H242V180H240ZM251 179H252V181H254V180H257L258 179V181H259V183L257 182V181H254L255 183H253L252 181H251ZM259 179H261V180H259ZM55 180L53 179V181L55 182ZM232 180H233V182H232ZM236 180V181H235ZM237 180H239V181H243L242 183H244V184H242V185H240V186H242L241 188H240V186H233V185H235V183H237V185H238V182L239 181H237ZM16 181H20V184L18 183V182H16ZM21 181H23V183L24 182H27L26 184H27V186H28V190H23V191H21V189H23L24 187V185H22L21 184ZM263 181V182H262ZM17 184H16V183ZM34 182V183H33ZM61 182V181H60ZM233 183V185H232V183ZM235 182V183H234ZM248 182H249V184H248ZM56 183V182H55ZM230 185H229V184ZM240 183V182H239ZM12 184H16V185H13V187H14V189H17V185H21L20 186V188L18 187V192H19V194H17V191L15 192V190L13 191L12 190ZM30 184V185H31ZM39 184V185H38ZM77 184H79L80 186H81V188H80V186L78 187L77 186ZM226 185L227 186V184L229 185V186H231V188H227L226 187V189L224 188L225 186L224 185ZM251 184H253V186L251 185ZM258 184V186H256ZM40 185H43V186H40ZM61 185H62V183H61ZM92 185V186H91ZM97 186V188L96 187H94V186ZM245 187H244V186ZM17 186V187H16ZM34 186V187H35ZM56 186V184L54 185V187ZM58 186H60V184L58 185L57 184V187ZM100 188H99V187ZM102 186V187H101ZM220 186V187H219ZM224 186V187H223ZM248 186V187H247ZM249 186H251V187H249ZM16 187V188H15ZM90 187H92V189L90 188ZM218 187V188H217ZM223 187V190H222V192L220 191V189ZM245 189H244V188ZM27 188V187H26ZM38 188V190H40ZM78 188H80L81 190H78ZM89 188L91 189V190H89ZM93 188H95V190L93 189ZM220 188V189H219ZM233 188V189H232ZM243 188V189H242ZM247 188V189H246ZM258 188L261 190V191H259L258 190ZM56 189H58V188H55L54 189V191L56 190ZM84 189V190H83ZM214 189H219V190H217V192H216V190H214ZM229 189V190H228ZM238 189H240V191L238 190ZM250 189V190H249ZM4 190V191H3ZM8 190H11V192H9ZM37 190V189H36ZM82 190H83V192H82ZM86 190H87V192H86ZM227 190L229 191V193H227V195H225L226 193H225V191L227 192ZM238 190V191H237ZM241 190H243L242 191V195L241 196H239L238 194H240L241 193ZM263 190V191H262ZM2 191H3V193H2ZM27 191V192H26ZM41 191V190H40ZM63 191V192H62ZM90 191L92 192L91 194H90ZM100 191V192H99ZM213 191L214 192H216V193H219V192H221V193H219V196H220V194L222 195L223 194V192H224V195H223V198L225 199H222L221 197H219V196H217L216 194V196L214 195V193H213ZM231 191H233L232 193H233V195H232V193H231ZM249 191H251L250 192V194L253 196V194H254V197H255V200L253 199V201H257L256 199H258V201H257V203H255V202H253L252 201V203L250 202V204L252 205V207H251V205L248 203V204H245L244 205V207L243 206H240V207H234V208H237V210H234V208H233V210H225L226 212H224V208H223V206H219L220 204L221 205H225L226 206V203H229V201H226L227 200V198L230 200L231 199V203L232 202H236V201H240V200H242V198H243V196H245V194L246 193H249ZM258 191V192H257ZM12 192H14L13 194H12ZM37 192V191H36ZM47 192V193H46ZM62 192V193H61ZM78 192H82V193H79V194H82V196L84 195V197L82 198L79 194H78ZM89 192V193H88ZM246 192V193H245ZM53 193H55V194H53ZM114 193H115V195H114ZM211 193H212V195H211ZM236 193V194H235ZM260 193V194H259ZM262 193V194H261ZM9 194H11V195H9ZM21 194V195H22ZM52 194V195H51ZM63 194V195H62ZM90 196H89V195ZM20 195V196H21ZM24 195V196H25ZM48 195H51V196H48ZM57 195H59L58 193H57ZM79 195V196H78ZM85 195H88V198L85 196ZM208 195V196H207ZM209 195H211L212 197H214V199H215V197H219V199L221 200H219L218 198L216 199V201L218 200V202H215V201H213L214 199H212L211 197H209ZM231 195V196H230ZM259 195V196H258ZM46 196V195H45ZM117 196V197H116ZM201 196H203L205 199H208V197H209V199L208 200H210V199H212V200H210V201H208L209 203H205L204 201L205 200H202V198L201 199H198V197L200 198ZM206 196H207V198H206ZM252 196H251V199H252ZM65 197V198H64ZM79 197H81V198H79ZM115 197V198H114ZM235 197V198H234ZM253 197V198H254ZM42 198V197H41ZM40 198V199H41ZM86 198V200H80V199H85ZM113 198H114V200H113ZM197 198V199H196ZM32 199V200H33ZM51 199H47V201H51ZM116 199H118V200H116ZM232 199H233V201H232ZM4 200V201H3ZM32 200H30L31 202H32ZM59 200H61V201H59ZM112 200V201H111ZM222 200H224L223 202H222ZM84 201L86 202L87 201V204L85 205V206H87L88 208H87V210H86V207L84 206V205H82V204H85L84 203ZM114 201V202H113ZM117 203H116V202ZM207 201V200H206ZM4 202V203H3ZM11 202V203H10ZM52 202H54V201H52ZM83 202V203H82ZM111 202H112V204H111ZM219 202H222V203H219ZM33 203V202H32ZM127 203H129L128 205L129 206H127L126 204ZM253 203H255V206L253 205ZM259 203V204H258ZM8 204V205H7ZM16 204V205H15ZM34 204H35V202H34ZM56 204V203H55ZM217 204H219V205H217ZM230 204V203H229ZM228 204V205H229ZM11 205H14V206H11ZM45 205H46V207H45ZM126 205V206H125ZM133 207H132V206ZM214 205H216L215 207H214ZM246 205H248V206H246ZM41 206V207H40ZM82 206H84L85 208H82ZM114 208H113V207ZM132 208H131V207ZM218 206V207H217ZM246 206V207H245ZM259 206V207H260ZM12 207L14 208L13 210H11L10 212H9V210L10 209H12ZM17 207V208H16ZM60 207V209L58 210L57 208H59ZM130 207V208H129ZM213 207V208H212ZM264 207V205L262 204V206L260 207V208H263ZM49 208V209H48ZM53 208V209H52ZM131 210H129V209ZM133 208L136 210H133ZM219 208H222V212H221V210H219ZM244 208V209H243ZM48 209V210H47ZM50 209H52V210H50ZM54 209H56V211L54 210ZM83 209V210H82ZM218 209V210H217ZM251 209V210H250ZM85 210V211H84ZM243 210V211H242ZM1 210H0V215L2 216V217H0L1 219L3 218V222L4 223H2V220H0V222H1V224H0V234L3 232V235H4V233L6 232L5 231V229L8 231H12V228L13 229H15L16 227L17 228H20V227H22V229H19V230H24L23 228H25L24 226H25V224H24V219H26L27 221H29L28 219H27V217L26 218H24L23 219V222L21 221V219L19 220V221H14V220H12V219H15V215H13V217L12 216H7L9 219H6V215L5 216H3V214L4 213H1L2 212ZM12 211H13V214H12ZM21 212H22V210H20ZM37 211H34V213H36V216H37V214L40 216L39 217V219L41 218V213H37ZM44 211V210H43ZM60 211V212H59ZM83 211H84V213H83ZM88 211V212H87ZM220 211V212H219ZM234 211V212H233ZM21 212H20V214H21ZM24 212H26V211H24ZM24 212H22V215L24 214H26V215H28L29 216V212H26V213H24ZM67 214V216L66 215H64L65 213ZM69 212V213H68ZM70 212H71V214H70ZM85 212H87V213H85ZM135 212H136V214H135ZM229 212V213H228ZM262 212V211H261ZM28 213V214H27ZM33 213V214H34ZM112 213V214H111ZM227 213V214H226ZM232 213V214H231ZM235 214V216H234V218H233V215ZM242 213V214H241ZM257 213H260V212H257ZM264 213V212H263ZM31 214H32V212H31ZM43 214H44V212H43ZM84 214V215H83ZM87 216H86V215ZM261 214V213H260ZM259 214V215H260ZM19 215V214H18ZM25 215V216H26ZM35 215V214H34ZM152 215H154V217H152ZM238 215H240L239 217H236V216H238ZM262 215V214H261ZM31 216V215H30ZM35 216V217H36ZM70 216H72V218L70 219L69 217ZM126 216V217H125ZM135 216H137V218L135 217ZM147 216H149L148 217V219H150L151 221H152V223H148V222H150L149 220H148V222H146L144 219H147ZM231 216V217H230ZM243 216V215H242ZM24 217V216H23ZM22 217V218H23ZM33 217V216H32ZM31 217V218H32ZM42 217H45V216H42ZM49 217H47L48 219H50ZM19 218H21L20 216H19ZM18 218V219H19ZM30 218V219H31ZM62 218H68V221H66V220H64V219H62ZM82 218V219H81ZM87 218V219H86ZM130 218H131V220H134L135 218V222L133 223H131V220H130ZM134 218V219H133ZM155 218H157V219H155ZM233 218V219H232ZM6 219V220H5ZM11 219V220H10ZM36 219V218H35ZM42 219V218H41ZM47 219V220H48ZM71 221H70V220ZM81 219V220H80ZM85 219H86V223L88 224V227H89V230L91 229L93 232H91L90 231V233L91 234H93L94 233V235H91V238L92 237H94L95 238V236H96V240L93 238L92 240H95V241H99V242H95V244H94V242L91 240V244H90V240H89V242H87V240L88 239H84V236H85V233H83L82 234V232H85V231H82L81 229H83L82 228V222H85ZM129 219V220H128ZM231 219V220H230ZM9 220V222L10 221H13V222H7L6 223V221H8ZM17 220V219H16ZM107 220H108V222H110L109 224H110V226H111V223H112V225H113V227H112V229L110 230V231H106V229L107 228H111L110 226L108 227L107 225ZM110 220V221H109ZM157 220V221H156ZM238 221V223L236 222H234V221ZM21 221V222H20ZM32 221V220H31ZM31 221H29L30 223H32ZM36 222H38L37 221V219L35 220ZM44 221V220H43ZM62 221V222H61ZM64 221V222H63ZM65 221L67 222L66 224H63V223H65ZM71 223H70V222ZM101 221H103V229H100V232H99V225L98 224H101ZM145 221V222H144ZM18 224H17V223ZM130 222V223H129ZM25 223H26V221H25ZM30 223H28V225H30ZM59 223H62V224H59ZM144 223V224H143ZM146 223V224H145ZM147 223H148V225H147ZM153 223H154V226H153ZM3 224H5V225H3ZM10 224V225H9ZM19 224H24L23 226H21L20 225V227H19ZM33 224H34V222H33ZM47 224H48V226H47ZM71 224V225H70ZM105 224H106V226H105ZM150 224H151V226H150ZM1 225H3V226H5V228L3 227V226H1ZM27 225V226H28ZM62 227H64V229H62L61 231L60 230H58V228L60 227V226ZM68 225V227H66ZM70 225V226H69ZM146 225V226H145ZM27 226H26V228H25V230L27 229ZM46 226H47V229H48V231H50L49 230V220H48V222L46 223ZM97 226L99 227V228H97ZM144 226V227H143ZM150 226V227H149ZM15 227V228H14ZM30 227V226H29ZM61 227H60V229H61ZM105 227V228H104ZM130 227V228H129ZM147 227H149V228H147ZM242 227H243V229H242ZM261 227V228H260ZM16 228V229H17ZM143 228H145L146 230L145 231H143L144 229ZM56 229V230H55ZM105 229V232L103 231ZM108 229V230H109ZM174 229H177V231H178V233H176V231L175 232H170V231H173ZM246 229V230H245ZM18 230V229H17ZM24 230V231H25ZM27 230H29V228L27 229ZM73 230H69V232H73ZM84 230V229H83ZM101 230L103 231V232H101ZM130 232L131 231V234L129 233V235L131 236L132 234H133V236L136 234V233H139V237L138 236H136L135 237V239H138V240H134L133 241V239H134V237L132 236V241H130V236L128 235V231ZM138 230H141V231H139V232H137ZM147 230H149V231H147ZM165 230H167V233H166V231ZM10 231V232H11ZM14 231V233L16 232V230H13ZM134 231H135V234H134ZM147 231V233H145ZM157 231H159L158 233H156ZM163 231H165V232H163ZM54 232V233H53ZM68 232V233H69ZM71 232V233H72ZM133 232V233H132ZM162 232V233H161ZM14 233H12V234H10L9 232H7V234H8V237H7V235L5 234V236L7 237V238H10V239H12L13 240V238H11V237H13V235H14ZM34 233H36V232H34ZM33 233V234H34ZM39 233V232H38ZM38 233H36V234H38ZM43 233H46V232H43ZM141 233H142V235L144 236V237H142V235H141ZM152 233H153V235H152ZM156 235H155V234ZM174 233V234H173ZM184 233V232H183ZM9 234L10 235H12L11 237H9ZM40 234V233H39ZM42 234V233H41ZM58 234V233H57ZM157 234H158V237H155V236H157ZM163 234V236H162V239L161 238H159V236L160 235H162ZM169 235V237L167 238L168 240H166V236H168ZM210 234H212L210 237H208V235ZM174 235V236H173ZM189 235V236H188ZM5 236L3 237V238H5ZM43 235H41V237H42ZM46 236H48V237H46ZM54 236H55V238H54ZM87 236V235H86ZM85 236V237H86ZM149 236H150V239L152 238V239H156L157 241H159L160 240V244H161V246H160V244L158 245V242L157 243H155V240H154V245L152 246L151 244V240L149 239ZM192 236V237H191ZM2 237V235L0 236V238ZM188 237V238H187ZM197 239H196V238ZM3 238H2V240L1 241H3ZM82 238V239H81ZM87 238V237H86ZM129 239V241L127 240V239ZM159 240H158V239ZM178 238V239H179ZM6 239V238H5ZM47 239V240H46ZM71 239H73V237H71ZM166 240V243H167V245L164 243V241ZM209 239V240H208ZM213 239H215V241L213 240ZM7 240V239H6ZM77 240H78V242H77ZM162 240V241H161ZM211 240V241H210ZM29 241V242H28ZM72 241V242H73ZM150 241V242H149ZM168 241V242H167ZM22 242V243H21ZM14 243V244H13ZM17 243H19L18 245L20 246V251L18 252V247H16V245L15 244H17ZM26 243V244H25ZM27 243H29L28 245H27ZM37 243V244H36ZM40 243V244H39ZM50 243V244H49ZM52 243H54V245L52 244ZM213 243V244H212ZM32 244H35L34 246H36L37 248H40V249H38V251H39V253H38V256L36 257V255L35 254H37V253H35L34 254V251L36 252L37 251V248H36V250H30V249H32ZM52 244V246H50ZM101 246H100V245ZM155 244H156V247L154 248V246H155ZM179 244V245H178ZM212 244V245H211ZM17 245V246H18ZM27 245V246H26ZM32 245V246H31ZM47 245H48V248L50 249H48L47 248ZM94 245H95V247H96V245H97V250L95 249V247H94ZM106 245V246H105ZM151 245V246H150ZM158 245V246H157ZM166 245V246H165ZM183 245V246H182ZM192 245V244H191ZM218 245V244H217ZM217 245L215 244V247H217ZM56 247H55V249H57V247H58V244H56L55 245ZM78 246V247H77ZM91 246V247H90ZM100 246V247H99ZM147 246V247H146ZM168 246V247H169ZM174 246V245H173ZM176 246V245H175ZM222 246H224L225 248H227L228 247V253L225 251V250H227V249H225V248H223ZM61 247V246H60ZM77 247V248H76ZM104 247L106 248V250H103L104 249ZM107 247H108V249H107ZM163 247H165V248H163ZM169 247V248H170ZM17 248V249H16ZM34 247H33V249H35ZM50 251V252H48L47 251V249ZM52 248V249H53ZM100 248H102L101 250H100ZM149 248V249H148ZM192 248V249H193ZM223 248V249H222ZM61 249V248H60ZM100 251H99V250ZM225 249V250H224ZM5 250V251H6ZM54 250V249H53ZM109 250V251H108ZM140 250H142V251H144L145 253H146V255H145V253L144 252H141L140 253ZM147 250V251H146ZM151 250V251H150ZM155 252H153V251ZM158 250V251H157ZM169 250V249H168ZM182 250H184V251H182ZM98 252V254H97V252ZM112 251V252H111ZM138 251H139V253L141 254H138ZM160 251V252H159ZM166 251V252H165ZM229 251L231 252V253H229ZM25 252V253H24ZM29 252H31V253H29ZM32 252H33V254L35 255V256H33L32 255ZM75 252V253H74ZM151 252V253H150ZM26 253H28V254H26ZM142 253H143V257H141L140 259V262H138L139 260L138 259H136V258H139L138 256L140 255V256H142ZM45 254H49V257L46 255V257H44V255ZM54 254V253H53ZM52 254V255H53ZM189 254V255H188ZM27 255V256H26ZM29 255H30V261L29 260H27L28 259V257H29ZM55 255V254H54ZM76 255H78V256H76ZM135 255L137 256V257H135ZM230 255V256H229ZM21 256V257H20ZM31 256H33V257H31ZM91 256H93V257H91ZM183 256V257H182ZM25 257V258H24ZM26 257H27V259H26ZM34 257H36V258H38L37 260H36V258H34ZM76 257H77V260H75L76 259ZM99 257V258H98ZM107 257V258H106ZM195 257V258H194ZM236 259H235V258ZM34 258V259H33ZM75 258V259H74ZM180 258V259H179ZM192 258V259H191ZM49 259V260H48ZM95 261H94V260ZM234 259V260H233ZM242 259V260H241ZM19 260V259H18ZM35 260L37 261V262H35ZM39 260V261H38ZM48 260V261H47ZM52 261V262H51ZM94 261V262H93ZM241 261V262H240ZM18 261H16V264H19V262L17 263ZM23 262V263H22ZM78 262H80V261H78ZM84 263V262H83ZM232 263V264H233ZM64 264H67V263H64Z\"/></svg>",
  "mask_w": 264,
  "mask_h": 264
},
{
  "label": "bare ground",
  "instance_id": "obj_2",
  "mask_svg": "<svg viewBox=\"0 0 264 264\" xmlns=\"http://www.w3.org/2000/svg\"><path fill=\"white\" fill-rule=\"evenodd\" d=\"M1 1V0H0ZM10 0H8V3L10 4V2H9ZM12 2H11V9H13V11H15V13H11L10 12V14H15L14 16L13 15H11V17H14V18H16V21H17V23L16 22H13V23H16V25H18L19 26V22H18V20L20 21V19H21V16L20 15H22L24 12V8H26L27 6L28 7H32L33 6V2L34 1H37V0H11ZM59 1V0H58ZM58 1H56V3H58ZM85 0H83V2H84ZM89 1V0H88ZM88 1L86 2L87 4H88ZM91 1V0H90ZM98 1V0H97ZM96 1V2H97ZM106 0H100L99 1V4H97L96 6H95V2H93V0L90 2V3H92V5L91 6H93V4H94V8L93 7H91L89 4L88 5H86V3L84 4L83 2H80V0H62L61 2L63 3L60 7L59 6H57L58 8H60L58 11H56V13H58V15H59V17H60V19H59V21L62 23H64L65 25V28H67V29H65L64 31H65V33H66V35H67V33H68V31H70L71 33H72V31L70 30L71 29V27H72V24L71 23H73V21H71L72 20V18H73V16H75V15H77V13H78V11L80 10V7H83V8H89L88 10H84L83 8H82V11H81V13H79L78 14V18H77V22H76V25L78 26V28H79V30L78 31H80L82 28H84L85 26L90 30V32L88 31V33L89 34H91L90 36H92V34L95 32V33H97V30L99 29V28H103V27H105V29H107L106 28V26L107 27H110V31L109 32H111L110 34H112L113 33V35L111 36L110 34H109V32H108V34H106L105 35V37L107 36L108 37V39L107 40H103V39H100L101 41H99L98 42V44H97V41L96 42H94V44L96 43V45H93V44H91V46L89 47L90 49V51H92V50H94V51H99L100 50V52L98 53V55H97V57L95 56V57H93V55H91L90 57L92 58H94V59H92L91 61L89 60V62L87 61V63L88 64H90V68L92 69V70H88V71H85L86 73V80H88L89 82L88 83H86L87 84V86H91L92 87V85H94V89H91V87L90 88H88L87 86V88H85V89H87V90H82L81 91V87H80V89H78V91L77 92H74L75 93V95H74V97L73 96H71L70 94L69 95H65L66 96V98L64 99V94L62 95L63 96V99H64V101H65V106L66 107H68V106H70V107H72V108H69V109H67V110H69L68 112L70 113V112H72V113H74V115H72V117H74L75 115H78V114H76V113H80V111H82L83 109H86V108H90V106H91V109H89V111H87V112H91V110H92V105H91V103L89 104L88 103V99H90V101H93L91 98H94V96H98L97 94H101V92H104L105 94H106V96L105 97H107V94L109 93L110 95H114V93L116 94L115 95V98H116V100L119 98L120 99V101H122V100H124L121 96H124V92L126 93L125 95H127L128 97H126L125 99H128L129 101H127V103L126 102H124V101H122L123 103H122V105L121 106H123V107H121V106H119V104L121 103H119V104H117V102L115 101H113V99H112V101L114 102V106L115 107H118V109H124L125 110V103L127 104V105H129L131 102H136V100L138 101V99H139V97H138V94L139 95H141L140 93H143L144 94V96L146 97H151V96H155L154 98H156V96H158L159 98H160V96H162V98H163V100H162V102L164 101V99H166L165 100V102L167 101H169L170 102V98L171 97H173V98H171L172 100H171V102L173 103V102H175L174 104H172L173 106L175 105L176 106V108L177 107H179V108H177V109H175L174 107V109L175 110H177V112L179 111L180 112V110L182 109V108H184V107H181L180 108V106H183V104L182 105H179V104H181L179 101H176V100H179V99H181L182 98V96H183V92L187 89V88H189L190 86H193L194 84H197V82H198V80L199 79H201L203 76H204V74L206 73V72H208L209 71V69H210V71H212V68L214 69V66L217 64V62L219 61V60H223V61H220V66L222 65V69L224 70V71H226L231 77H230V79H231V81H233L234 83L233 84H235V83H237V84H235V86L236 85H238L239 87L241 86V87H243L244 89H243V91L245 90V92L241 95V92H240V96L241 97H239V96H237V97H239V98H234L235 96L233 95V96H231V97H227V95H225V96H223V97H227L228 99H229V101H228V99H226L227 101L225 102V101H222L223 103L222 104H220L221 103V101H220V98H221V100L223 99L222 98V96L221 97H219V95H218V97H215V96H213V95H210V96H206L207 98H205L204 97V99H203V102L201 103V105L200 106H203V107H205V105H206V107H205V109H200V106H199V108H198V110H195L196 108H194V111L191 113V111H190V115L188 114V116H187V114H185V108L182 110V111H184V113L183 112H181V114L183 113V114H185V116L183 115V116H181V117H178L179 116V114L180 113H178V114H176V115H174V116H176V118L172 115L171 116V114H172V109H171V111L170 112H168L167 114L165 113V115L162 117V116H159V117H161V118H163V119H160L161 121L160 122H164L165 123V125H167V126H170V127H172L173 125H176V126H174V127H172V128H169V130L167 129V127L166 126H164L163 128H161L163 125H164V123L163 124H161L160 122L158 123V121H156V119L155 118H151L150 117V119H151V121H153L154 119H155V122H153L154 123V126H155V123H157L156 125H161V126H159V128L160 129H162L161 130V139L160 140H162L161 141V144L159 143V145H161L164 149H166L167 151H168V153H166V152H164L165 154H166V156H165V158H166V160L169 162V164L173 167V169L172 170H175V169H177V170H180L179 168L182 166V168H183V165H184V158L181 156V153L179 152L180 150H179V147H177L176 148V146H175V141L178 139V140H180V141H178V142H182V144H183V146H185L188 150H190L191 152H192V154H188L186 157V159H187V161H188V156H190V159L192 158L191 157V155L193 156V159H194V157L195 158H197V156H201V155H204L203 157H205V156H208L209 157V159L208 160H206L205 159V161L204 160H200L201 162L203 161L204 163H203V165H204V167H203V165H201V164H197V165H199V168H200V166H202L200 169H201V171L199 172V171H197V174L198 173H200V174H202V170H204L203 168H207V167H209V169L208 170H212V166L211 165H213V164H219L220 162H229V160L231 159V161H233V159L232 158H234L235 159V157H239V159L238 158H236L237 160H234V161H238V160H240L242 157H244V158H247L248 157V155H247V152L250 150L251 151V149L253 148V149H255L256 147H255V145L256 144H258V148H259V146L260 145H262L260 142H261V138L263 137L264 138V136H263V134H264V1H262V0H243V1H240L241 2V4H239L240 2L238 1V2H235V1H232L231 3H226V4H222L223 6H226L227 8H224L225 9V11H223L224 13L225 12H227V11H229V13L228 14H226V16H225V18H224V16L222 17V19L215 25L214 23H216L215 21H214V23H209L210 25H214V26H212V27H209V28H205V29H198V31H200V32H197L196 33V31L197 30H195V31H193L194 33H190L189 31H187V30H184V31H182L181 33L179 32H177L176 30H175V28L174 29H168V24H167V26L165 25V24H163L165 21H167V20H171V18L173 19L174 17V15L176 16V14L174 13V15H173V13L171 12V14L173 15H171L172 17L169 19V17L170 16H168V13L165 11V10H163V8H160V9H157L156 11H153V12H151V13H147V12H149V10L146 12V11H143V9H145L146 10V8L145 7H143L142 5L141 6H139V4H138V0H135V4L133 5V6H131V7H129V8H126L125 7V5H126V3H125V1L126 0H112V2H110L111 0H109V4L110 3H112V5L114 6V9L116 8V6H117V4L116 3H120V6L117 8V10L115 9V10H112V14H110L111 16H108V13L109 12H111L110 10H111V8L112 7H108V6H106V3L107 2H105ZM184 1V0H183ZM187 0H185L184 2H186ZM190 1V0H189ZM192 1V0H191ZM190 1V4L191 3H193V2H191ZM4 1H2V3H3ZM40 2L42 3V1L40 0ZM43 2H45L44 0H43ZM180 2H181V0H180ZM224 2V1H223ZM2 3H0V8H2V6L4 7V5L7 3L6 2V0H5V2H4V4H2ZM53 3V2H52ZM84 5H83V4ZM187 4H188V1L186 2ZM195 3V2H194ZM215 3V2H214ZM218 3V2H217ZM8 4V5H9ZM39 3L37 2V5H38ZM55 4V3H54ZM115 4H116V6H115ZM216 4V3H215ZM2 5V6H1ZM7 5V4H6ZM6 5H5V7H6ZM7 5V6H8ZM35 5V4H34ZM40 5H42V4H40ZM39 5V6H40ZM47 4H43L42 5V7L44 6V8H46V7H48V6H46ZM56 5V4H55ZM178 4H175L174 6L175 7H179V8H181V7H184V5L182 4V6H180V5H178ZM214 5V4H213ZM110 6H111V4H110ZM139 6V7H138ZM173 6V5H172ZM193 6H195V5H193ZM192 5H191V7H193ZM4 7V8H5ZM36 8H37V6H35ZM34 7V8H35ZM91 7V8H90ZM141 7H143V8H141ZM212 7V6H211ZM35 8V9H36ZM41 8V7H40ZM49 8V7H48ZM53 9L55 8V6L54 7H52ZM52 8H50V9H52ZM93 8V9H92ZM187 8V7H186ZM6 9V8H5ZM27 10H28V8H26ZM31 8H29V10H30ZM43 9V8H42ZM42 9H40L39 10V8H37V10H39V11H35V12H40ZM113 9V8H112ZM140 9L142 10L141 12H143L142 14L140 13ZM206 9V8H205ZM205 9H203V11H206V10H209L210 8H208L207 7V9L205 10ZM9 10V9H8ZM7 10V11H8ZM23 10V11H22ZM43 10H45V9H43ZM84 10V11H83ZM119 10V11H118ZM186 10V9H185ZM1 12H2V10H0ZM9 11H12V10H9ZM46 11H47V9H46ZM179 11V10H178ZM0 12V19L2 18V20L1 21H3L4 19H3V14L4 13H1ZM4 12L6 13V11L4 10ZM23 12V13H22ZM31 12H32V14H31V16H32V19H33V15H35V14H37V13H35L33 10H31ZM43 12V11H42ZM82 12H83V14H82ZM119 12H123V15H124V19L122 20V18H121V20L119 19V18H117V15H118V13ZM137 12H139L138 14H137ZM144 12H146L147 13V15H146V13H144ZM208 12V11H207ZM220 12V11H219ZM19 13H22V14H20L19 15V19L17 20V16H18V14ZM26 13H27V11H26ZM34 13V14H33ZM46 13V12H45ZM48 13H50L49 15H48ZM56 13L55 12H51V11H49V9H48V12L45 14V15H48V16H46V18L44 19V17L45 16H43V14L44 13H41V14H38V15H41L40 16V18H36V19H40V20H42V21H48V24L50 23V26H51V24L53 25V27H54V29H52V28H50V29H52V30H54V31H56L57 33H61L60 32V30H62L63 29V27L61 26V24H53V22H52V18H51V16L52 17H54L55 15H56ZM25 14V13H24ZM30 14V13H29ZM81 14V15H80ZM107 14V15H106ZM139 14H141L140 16H139ZM211 14V13H210ZM249 14V15H248ZM3 15V16H2ZM6 15H7V13H6ZM27 15V14H26ZM37 15V16H38ZM137 15V16H136ZM31 16H30V21H31ZM136 16V17H135ZM146 16V17H145ZM189 16V15H188ZM207 16H209V14L207 15ZM22 17H24L23 15H22ZM41 17H43V19L41 18ZM58 17V18H59ZM218 17V16H217ZM220 18H221V16H219ZM5 18H6V16H5ZM14 18L12 19V18H10V16L7 18V20L8 19H10V21H13L14 20ZM34 18V19H35ZM48 18H49V20H48ZM56 18H57V16H56ZM185 18H187V17H185ZM185 18L183 19V20H185ZM189 18V17H188ZM196 19L195 20H199V18L196 16L195 17ZM12 19V20H11ZM23 19V21H25V19L24 18H22ZM21 19V20H22ZM36 19H35V22L37 23V25H38V23H39V21L37 22L36 21ZM54 19V18H53ZM74 19V18H73ZM29 20V19H28ZM27 20V21H28ZM56 20V19H55ZM191 20H194V18H190V21ZM30 21H28V22H30ZM44 21V22H45ZM71 21V22H70ZM179 21V20H178ZM177 21V22H178ZM181 21V20H180ZM190 21H188V20H185V22H190ZM22 22V21H21ZM20 22V23H21ZM34 22V21H33ZM31 23L32 25H31V29H33L34 27H33V25L36 27V23L34 24V23ZM41 22V21H40ZM55 22V21H54ZM58 22V21H57ZM74 22V23H75ZM181 22H184V21H181ZM180 22V23H181ZM192 22V21H191ZM190 22V24H192ZM208 22V21H207ZM6 25H8V27H10V25L12 24L11 22H7L6 21ZM46 23V22H45ZM206 23V22H205ZM70 25V28H68L69 26L68 25ZM86 24V25H85ZM172 25H173V23H171ZM169 25V26H171L172 27V25ZM179 24V23H178ZM182 24V23H181ZM181 24H180V26H181ZM208 24V25H209ZM29 25V24H28ZM27 25V27L29 28V26ZM58 25V26H57ZM63 25V24H62ZM67 25V26H66ZM75 25V26H76ZM85 25V26H84ZM1 26V25H0ZM13 26H14V24L10 27L11 29L13 28ZM18 26H15V30H17V29H19V27ZM25 25H23V23H22V25H20V27L21 28H23ZM42 26V25H41ZM41 26H40V28H41ZM44 26H46V25H44ZM73 26H74V24H73ZM3 27H5V26H3ZM43 27V26H42ZM174 27H176V26H174ZM17 28V29H16ZM38 27H36V30H33L34 32H33V34H31V36H29L30 34H29V32H30V30L29 29H27V31H29L27 34H28V37L25 35L24 37H27V39H31V37H36V36H38V38H39V36H40V34L42 35V36H44V31L47 29L46 27L44 28V29H37ZM49 28V27H48ZM62 28V29H61ZM74 28V27H73ZM72 28V29H73ZM180 28V27H179ZM1 30L3 29L2 27L0 28ZM5 29V28H4ZM35 29V28H34ZM76 29H74V30H76ZM88 29H86V30H88ZM191 29H196V28H190V30ZM207 29V30H206ZM5 30H8V31H10V32H12V30H10L9 28H7V29H5ZM20 30V29H19ZM18 30V31H19ZM44 30V31H43ZM67 30V31H66ZM76 30V31H77ZM82 30H84V29H82ZM203 30V31H202ZM8 31H5V32H8ZM14 31V30H13ZM21 31H22V29H21ZM24 31H25V29H24ZM26 31V32H27ZM32 31V30H31ZM43 31V32H42ZM63 31V32H64ZM77 31V32H78ZM103 31V30H102ZM202 31V32H201ZM0 32H2V31H0ZM25 32V33H26ZM47 32V31H46ZM45 32V33H46ZM51 34H53V32H51V31H49ZM82 32V31H81ZM104 32V31H103ZM102 32V33H103ZM133 32H135V33H137V35L138 36H136V39L133 41V43H132V45H130V47H129V45L126 47L127 49H128V47L130 48V49H128V51L126 52V50H125V52H126V55L124 56V57H122L121 58V61H119L120 59V54H118V53H120L119 52V50L120 49H118L121 45H123L124 44V42L125 43H127L128 41H126V39H123L124 38V36L126 37V35L129 33V34H132ZM15 33V32H14ZM19 33V32H18ZM17 33V34H18ZM30 33H32V32H30ZM57 33H55V35L54 36H50V39L48 38V36L47 35H45V36H47V38L50 40V41H48L47 40V42H49V43H46V41H45V44H42V45H40V47H37V48H32L31 46H29V45H27L28 43H25V42H23V43H25V44H23L22 43V41H21V43H22V45L21 46H18V47H12L11 49L9 48V50H6L7 52H6V54L8 55V57L9 58H11L12 56H14V57H18V58H21V59H25V57H30L31 58V62H33V59L34 60H40L41 61V59H43L44 58V56L45 55H47V54H49V53H51L50 51L51 50H49L51 47H52V45L55 43L56 44V42L55 41H53L54 40V38L56 37V34ZM70 33V34H71ZM74 33V32H73ZM83 33H84V31H83ZM2 34V33H1ZM1 34H0V37L1 38H5V40L8 38H6V36H9V34L7 35V34H5L4 36L5 37H2L1 36ZM3 34H4V32H3ZM12 34V33H11ZM10 34V35H11ZM79 34V33H78ZM157 34H159V35H165L166 37H167V42H166V45L167 46H170V47H173V46H176L175 48H179L178 50H180L179 51V53L180 54H183V55H181L182 57H184V58H186L185 56H189V59H187V61H184L185 63H184V67L182 68V66H179L183 61L181 60V63L179 64V62L178 61H176V63L174 62V64H176V65H178V68H177V66H175L174 67V69H176V70H178L179 69V67H181L180 69H182V71L180 72H176L174 69L172 70H170L169 68L171 67H173L174 66V64H173V61H172V66H168V64H169V61H170V59H171V53L169 52V53H163V50H161L160 48H157V46H155L154 45V47L155 48H151L150 47V42H155L157 39H156V35ZM13 35V34H12ZM15 35V34H14ZM23 35V34H22ZM21 34L20 35H18V37H20V36H22ZM61 35L63 36L64 35V33H61ZM66 35L64 36V38H66ZM75 35V34H74ZM76 35H77V33H76ZM123 35V36H122ZM145 35H148V36H150V42H144L143 43V41H146V39H143V38H145ZM58 36V35H57ZM59 36H60V34H59ZM72 36V35H71ZM78 36H80V35H77V37L76 38H74V39H79L80 41H83V43L84 42H89L90 40H91V37H78ZM83 36V35H82ZM86 36H89V35H86ZM109 36H111V37H109ZM9 37H13V36H9ZM23 37V36H22ZM21 37V39L23 40L24 38H22ZM53 38V40H52V38ZM68 37V36H67ZM70 37V36H69ZM73 37V36H72ZM71 37V38H72ZM93 37V36H92ZM127 37H129V36H127ZM126 37V38H127ZM131 37V36H130ZM129 37V38H130ZM217 37H219L220 39V41L218 40V38ZM0 38V39H1ZM37 38V37H36ZM36 38H34L35 40H37ZM41 38V37H40ZM46 38V37H45ZM46 38V39H47ZM96 38V37H95ZM95 38H92V39H95ZM129 38L127 39V40H129ZM216 38H217V42L215 41L216 40ZM10 39V38H9ZM14 39V38H13ZM17 39V38H16ZM27 39H24L25 41L27 40ZM33 39V38H32ZM33 39V40H34ZM57 39V38H56ZM55 39V40H56ZM74 39H72L71 40V42L69 43V41H68V43L69 44H71L72 42H73V40ZM244 39H248L246 42H248V41H250V46H247L246 44H245V42L243 43V40ZM20 40V39H19ZM43 39H41L40 41H38V42H41ZM58 40V39H57ZM56 40V41H57ZM102 40L103 41H105V42H102ZM3 41V40H2ZM17 41V40H16ZM29 41V40H28ZM59 41H60V39H59ZM220 43H219V42ZM8 42V41H7ZM10 42V41H9ZM20 42V41H19ZM34 42V41H33ZM54 42V43H53ZM61 42V41H60ZM65 42H67V40L65 41ZM102 42V43H101ZM0 43H2V42H0ZM11 43H12V41H11ZM15 43V42H14ZM35 43V42H34ZM42 43V42H41ZM57 43H58V41H57ZM4 44V43H3ZM30 44V43H29ZM35 44H38V43H35ZM59 44V46H61V44H64V42H61V44L60 43H58ZM58 44H57V46H58ZM86 44V43H85ZM12 45H14V44H12ZM18 45V43L17 44H15V46H17ZM162 45V44H161ZM164 45V44H163ZM38 46H39V44H38ZM56 46V45H55ZM56 46V47H57ZM57 47V49L59 50L60 48L62 49V47ZM63 46V45H62ZM96 46H98V50L96 49ZM125 46V45H124ZM123 46V47H124ZM1 47H3L2 46V44H1ZM93 47H95V48H93ZM123 47L121 46V49H123ZM80 48V47H79ZM92 48V49H91ZM53 49V48H52ZM57 49H55L54 51L55 52H53L52 51V53H59L58 55H60L61 54V52L60 51H58ZM60 49V50H61ZM64 49V48H63ZM96 49V50H95ZM112 49H114V51L116 52V50H117V55H119V58L118 59H116V62H117V64H118V62H120V63H122V65H126L127 67H125L123 70H122V68H123V66H122V68L121 69H119L120 70V72H118V74H120L118 77L116 76V75H114V73H113V78L111 79V80H109L111 77H112V75H111V77L109 78L107 75H109V74H111L112 73V70H114V69H110V67L108 68V66H106L105 64H107V63H109V66H110V64L112 65V64H115V63H112V62H114V59L113 58H117L115 55L113 56V61L110 63V61L108 62L107 61V63H106V55H107V53H108V59H109V56H112L113 55V53L115 54V52L113 51L112 52ZM170 49V48H169ZM65 50V49H64ZM76 50H78V49H76ZM81 50V49H80ZM79 50V51H80ZM87 50H88V48H87ZM87 50H85V51H87ZM88 50V53L90 52ZM172 51H173V49H171ZM49 51V52H48ZM84 51V52H85ZM48 52V53H47ZM74 52H75V50H74ZM93 52V51H92ZM91 52V53H92ZM112 54H111V53ZM72 54H73V52H71ZM79 53V52H78ZM78 53H77V56H79L78 55ZM81 51H80V56H81ZM174 53H175V51H174ZM173 53V54H174ZM63 54V53H62ZM75 55H76V53H74ZM86 53H84V55L83 56H81L82 58H83V61H84V56H87V55H89V54H87V55H85ZM94 54V53H93ZM96 54V53H95ZM94 54V55H95ZM110 54V55H109ZM70 56H71V54H69ZM69 55H68V57H69ZM6 56V55H5ZM80 56H79V58H80ZM139 56H142V58H141V60H138V57ZM43 57V58H42ZM62 57V56H61ZM8 58V59H9ZM17 58V59H18ZM33 58V59H32ZM47 58H49V60L50 59H52L53 58V54H52V58H50V54H49V56L48 57H45L44 59H46V61L48 60ZM63 58V57H62ZM76 59H77V57H75ZM82 58H80V60H79V62H77V64L78 63H80L81 62V64H82ZM174 58V57H173ZM12 59H16V58H12ZM58 59V58H57ZM66 61H67V59H66V57L64 58ZM106 59V60H105ZM111 59V57H110V60H112ZM133 59V63L132 62H130L129 63V61H131ZM140 59V58H139ZM175 59H176V57H175ZM26 60V59H25ZM70 60H74L75 61V59H73V56H71V59H69L68 61H69V63H70ZM135 60H137L136 62H134ZM18 61H19V59H18ZM17 61V65H19L18 63H21V61H24V60H21L20 62H18ZM43 61V60H42ZM56 61V60H55ZM55 61H53V62H50L49 64H54V62ZM64 61V60H63ZM66 61L65 62H63V64L62 63H59V65L57 64V68L58 67H60L61 68V66L62 65H64L65 64V66L67 67V66H70V65H67V63H68V61H67V63H66ZM77 61V60H76ZM7 62V61H6ZM25 62V61H24ZM28 62V61H27ZM86 61H84L83 62V64L85 65V66H88V65H86V63H85ZM103 62H105V66H101L100 67V65H103V64H101V63H103ZM177 62H178V64H177ZM221 62H222V64H221ZM12 63V62H11ZM13 63H14V61H13ZM23 63V62H22ZM21 63V64H22ZM30 63V62H29ZM34 63V62H33ZM33 63H31L32 65H33ZM44 63V62H43ZM68 63V64H69ZM26 64V63H25ZM37 64H38V62H37ZM41 64V62L38 64V65H40ZM48 64V63H47ZM72 64H76V63H72ZM219 64V63H218ZM1 65V64H0ZM9 65V64H8ZM14 65H15V63H14ZM24 65V64H23ZM27 65V64H26ZM43 65V64H42ZM54 65H56V64H54ZM61 65V66H60ZM182 65V64H181ZM16 66V65H15ZM36 66V65H35ZM49 66V65H48ZM72 66V65H71ZM78 66V65H77ZM79 66L81 67V69H82V66L79 64ZM85 66L83 67V70H84V68H85ZM96 66H97V69H95L96 68ZM119 66V65H118ZM117 66V68H119ZM220 66H216V68H215V71L217 70V67H220ZM17 67H19V66H17ZM44 67H45V65H44ZM72 67H74V66H72ZM72 67H71V69H72ZM105 67V68H104ZM112 67V66H111ZM115 67V66H114ZM20 68V67H19ZM30 68V67H29ZM67 68H69V69H67ZM66 68V71H65V68H61L60 70V73H62L63 74V72L62 71H65V72H67V74L66 73H64V74H66L67 76L70 74V76L69 77H71L72 76V74L75 72L76 74L77 73H79V71L77 72V69H80V68H76V66H75V68H73L72 69V71H74L72 74L69 72L68 73V71L67 70H70V67H67ZM94 68V69H93ZM108 68V69H107ZM116 68V69H117ZM23 69V68H22ZM35 69H37V68H35ZM34 69V70H35ZM86 70L88 69V68H85ZM222 69H220V70H218V71H220L221 73H222ZM24 70V69H23ZM53 71L55 70V72H57L56 70V68H53L52 69ZM118 70V71H119ZM122 70V71H121ZM25 71V70H24ZM26 71H28V70H26ZM53 71L51 72V71H49L51 74H55V73H53ZM58 71H59V68H58ZM116 71V70H115ZM22 72V71H21ZM34 71H31V73H33ZM37 72V71H36ZM213 72H214V70H213ZM28 73V72H27ZM73 74L75 77L77 76L76 74ZM83 74H84V72H82ZM81 73V74H82ZM221 73H219L218 72V74H221ZM225 73V72H224ZM46 74H47V72H46ZM81 75V76H83L84 77V75ZM117 74V73H116ZM117 74V75H118ZM213 73L211 72L209 75H212ZM216 73H214V75H215ZM48 75V74H47ZM52 75V76H53ZM227 75V74H226ZM226 75H225V78L224 79H226ZM51 76V77H52ZM54 76H56V75H54ZM107 76V79H104L105 77ZM116 78H115V77ZM208 76V75H207ZM207 76L205 77V78H207ZM50 77V75L48 76V78ZM56 77H59L58 79H62L63 77L62 76H56ZM55 77V78H56ZM60 77H62V78H60ZM82 77V78H83ZM209 77V76H208ZM213 77L215 78V76H212L211 77V79H213ZM223 77H224V75H223ZM222 77V78H223ZM227 77H229V76H227ZM72 78V77H71ZM74 78V77H73ZM109 78V79H108ZM221 78V77H220ZM45 79H47V78H45ZM52 79H54V78H52ZM58 79H55V80H58ZM75 79H77V77L76 78H74V80ZM81 79V78H80ZM103 79H104V81H103ZM204 79V78H203ZM210 79V80H211ZM229 79V78H228ZM106 80V81H105ZM109 80V81H108ZM223 80V79H222ZM48 81H49V79H48ZM47 81V82H48ZM53 81V80H52ZM51 81V79H50V82H52ZM61 81V80H60ZM60 81H59V83H60ZM63 81V80H62ZM66 81V80H65ZM80 80L78 79V82H79ZM208 83H207V82ZM46 82V84H48ZM64 82V81H63ZM62 82V83H63ZM77 82V81H76ZM82 82V81H81ZM209 82L210 81H208V80H206L205 79V82L203 83V84H205L204 86H210L209 85ZM221 82V81H220ZM54 82H52V84H53ZM65 83V82H64ZM228 83V82H227ZM33 84V83H32ZM44 84H45V80H44ZM202 84V82H201V85H203ZM80 85V84H79ZM78 85V86H79ZM84 85V84H83ZM77 86V87H78ZM200 86V85H199ZM203 86V87H204ZM226 86V85H225ZM46 87V86H45ZM234 87V86H233ZM47 88V87H46ZM211 88V87H210ZM213 88H211V90H212ZM236 89V88H235ZM238 89V88H237ZM80 90V91H79ZM94 92H93V91ZM224 90V89H223ZM229 90H230V88H229ZM232 90V89H231ZM84 91V92H83ZM195 91V90H194ZM204 91V90H203ZM206 91V90H205ZM204 91V92H205ZM208 91V90H207ZM217 91V90H216ZM215 91V92H216ZM233 91V90H232ZM232 91H230L232 94L233 93H235V92H232ZM240 91V90H239ZM238 91V92H239ZM242 91V90H241ZM169 92H171L172 94H170ZM196 92H197V90H196ZM202 92V91H201ZM218 92V91H217ZM220 92H222V91H220ZM224 92H225V90H224ZM237 92V93H238ZM121 93V94H120ZM223 93V92H222ZM226 93V92H225ZM227 93H228V91H227ZM96 94V95H95ZM156 94V95H155ZM158 94H161V95H158ZM239 94V93H238ZM237 94V95H238ZM90 95V96H89ZM104 95V94H103ZM113 95H112V97H113ZM235 95H236V93H235ZM68 96V97H67ZM92 96V97H91ZM229 96V95H228ZM100 98H101V96H99ZM104 97V98H105ZM110 98H111V96H109ZM109 97H107L106 98V100L108 101V103H107V105L110 103V101H111V99H109L108 100V98ZM141 97L142 96H140V102L142 101L141 100ZM144 97V98H145ZM153 97L152 98H150V99H153ZM170 97V98H169ZM203 97V96H202ZM98 98V97H97ZM114 98V99H115ZM159 98H157V99H159ZM161 98V99H162ZM62 99V97L60 98V100ZM118 99V100H119ZM145 99H149V98H145ZM145 99H143V100H145ZM95 101L97 100V99H94ZM160 100V99H159ZM62 101V100H61ZM63 101V102H64ZM86 103L87 102V104H89L88 106H86V108H83L84 107V105L83 104H85L84 102ZM98 101V100H97ZM95 102V103H100L101 101H98V102ZM111 101V103L109 104V108H110V105H112V102ZM147 101H150V100H147ZM152 101V100H151ZM153 101H155L156 102V104H158V100H156V99H154ZM182 101V100H181ZM192 101V102H191ZM191 101H189V102H191V103H193L194 101H195V103L194 104H196V100L194 99V100H191ZM63 102H61V103H63ZM82 103L83 102V104H82V106H80V107H82L81 109L82 110H80V111H78V109H79V103ZM105 102V101H104ZM103 102V103H104ZM155 102H151L152 104H154ZM179 102V103H178ZM189 102H187V103H189ZM54 103V102H53ZM56 103V102H55ZM54 103V104H55ZM99 103L98 104H95L94 106V108H96V105H99ZM129 103V104H128ZM142 103H143V101H142ZM145 107H146V100H145ZM144 103H143V105L142 106H144ZM151 103L149 104V103H147L148 104V108H150L149 107V105L151 106ZM56 104H58V103H56ZM79 104V105H78ZM101 104V103H100ZM105 104L106 103H104L103 105L105 106ZM117 104V105H116ZM133 104V103H132ZM137 104H139V103H137ZM197 104H198V102H197ZM218 104V105H217ZM50 105V104H49ZM86 105V104H85ZM102 104H101V106H103ZM112 105V106H113ZM126 105V106H127ZM140 105V104H139ZM185 105V107H186V103L184 104ZM191 105V104H190ZM75 106H77L78 107V109L76 110V109H74L75 108ZM104 106L102 107V108H104ZM134 106H136L135 104H133V106L132 107H134ZM188 106V105H187ZM192 106V105H191ZM53 107H54V105H53ZM63 107V106H62ZM106 107H108V106H106ZM115 107L114 108H112L111 107V109L113 110H116L115 109ZM120 107V108H119ZM131 107V108H132ZM51 108V107H50ZM50 108H47L48 110L50 109ZM65 108V107H64ZM102 108H100V109H102ZM109 108H106V112H107V110L109 109ZM127 108H129V107H127ZM131 108H129L130 110H131ZM135 108V107H134ZM133 108V109H134ZM141 107L139 106V109H140ZM147 108V107H146ZM145 108V109H146ZM171 108H172V106H171ZM190 107H188V109L186 110V111H189L190 109L192 110L193 108L191 107L190 109H189ZM63 110V109H61V108H59V106H56V107H54V108H52L51 110H50V113H56V112H58V110ZM66 109V108H65ZM64 109V110H65ZM110 109V110H111ZM117 109V112L119 111ZM143 111H144V108H141ZM180 109V110H179ZM64 110L62 111V113H64V114H69L68 112H66V110H65V112H64ZM71 110V111H70ZM87 110V109H86ZM103 110V109H102ZM101 110V112H104V110L102 111ZM129 110V111H130ZM136 110H138L137 108H136ZM47 111V110H46ZM93 111V110H92ZM109 111V110H108ZM129 111L127 110V112L129 113ZM132 111L133 110H131V115H132ZM141 111V110H140ZM84 112V111H83ZM100 112V113H101ZM105 112V113H106ZM113 112L114 111H110V113L111 114H113ZM121 112V111H120ZM145 112V111H144ZM176 112V113H177ZM5 113V112H4ZM4 113H2L3 115H4ZM59 113H61V112H59ZM61 113V114H62ZM92 113V112H91ZM109 112H108V114H110ZM116 113V112H115ZM128 113H125L124 112V114H123V110H122V113L121 114H123L124 116H127L128 115ZM135 113V112H134ZM136 113H138L137 111H136ZM135 113V114H136ZM189 113V112H188ZM57 114V113H56ZM81 114V113H80ZM86 114V113H85ZM88 114H90V113H88ZM88 114H87V117H88ZM93 114H94V112H93ZM107 114V116H104L103 118H105V117H107L108 119L110 118V117H112V119L114 118V114H113V116H111V115H108ZM170 115V117H169V115ZM5 115H8V114H6L5 113ZM63 115V114H62ZM71 114H69L68 116H70ZM91 115V114H90ZM100 115H102V113L100 114ZM119 115V113H117L116 114V116L117 117H119L118 116ZM167 115V117L168 118H164L165 116ZM229 115H231V116H229ZM1 116V115H0ZM9 116V115H8ZM4 116L3 118H0V119H2V120H0V123L3 121V123L5 124L4 126L3 125H1L0 124V176H2L1 175V172L2 173H4V174H6V175H4V177H6L7 176V174L9 173L10 174V172H11V168L10 167H13L11 164H13V163H11L10 164V162H12V160H14L13 162H16V164H18L17 162H19L20 163V161H21V163L23 162V160L25 159L23 156H25L24 155V152H22L23 153V156H20V155H22V154H20V153H18L19 154V156L21 157V158H23V160L21 159V158H18L19 156H18V154L16 155V151L14 152L13 151V149L15 148L16 149V147L17 146H20L21 147V145H25V143L24 144H20V145H17V142L19 143V138H18V140L19 141H17L16 143H15V146H11L12 144H10V145H3L4 144V142H7V141H9V139L11 138V137H15L16 135H17V133H15V136H14V134L13 133H11V132H9L8 130H9V128H8V130H4V131H2L3 132V134L5 135V138H6V135L8 134V133H10V134H13L12 136L10 135V134H8V135H10V136H8L7 138H6V141H3V140H5V139H3L2 137H3V134H2V132H1V129L3 130L6 126L8 127V124L7 123H9V125L11 126L12 124H10L12 121H15V120H13L12 119V121L10 122H8V120H11V116ZM53 116H55V115H53ZM64 116V115H63ZM67 116V117H68ZM83 116V115H82ZM92 116V115H91ZM110 116V117H109ZM71 117V116H70ZM71 117V118H72ZM80 117V116H79ZM86 116H84L83 118L85 119V118H87ZM100 117V116H99ZM123 117V116H122ZM158 117V116H157ZM174 117V118H173ZM177 117H178V120H177ZM184 117V118H183ZM227 117H229L228 119H226ZM232 117V118H231ZM60 118V117H59ZM82 118V117H81ZM80 118V119H81ZM89 118V117H88ZM148 118V117H147ZM146 118V119H147ZM171 118H173V119H175V120H173V119H171ZM181 118H183V119H181ZM78 119V118H77ZM76 119V120H77ZM106 119V118H105ZM116 119V118H115ZM129 119H130V117H129ZM153 119V120H152ZM164 119H166L165 121H167V123L165 122V121H162V120H164ZM83 120V119H82ZM90 120H91V118H90ZM138 120V119H137ZM136 120V121H137ZM139 120H142V119H139ZM144 120V119H143ZM147 120H149V119H147ZM157 120H159V119H157ZM182 120H184L185 122H191V124H192V126H189V127H186L185 126V128L184 127H182L181 126V128H180V126L179 125H182V124H184V123H182L181 124V122H182ZM6 121V122H5ZM136 121H135V123H136ZM150 121V120H149ZM150 121V122H151ZM138 122H141V123H139L138 125H141L142 124V121H137V123ZM145 122H147L146 120H144V122H143V124H145ZM14 124H15V122H13ZM79 123V122H78ZM131 123H134V122H131ZM130 123V124H131ZM152 123V122H151ZM153 123H152V125H153ZM7 124V125H6ZM86 124V123H85ZM101 124V123H100ZM178 124V125H177ZM90 125V124H89ZM149 125V124H148ZM151 125V124H150ZM172 125V126H171ZM4 127V128H1V127ZM86 126V125H85ZM141 126H143V125H141ZM147 126V125H146ZM146 126L145 127H143V130L140 128L139 130H140V133L139 134H141V130L143 131V134H142V136L140 135V138L142 139L143 137H145L144 136V134L145 133H148L149 134V132L151 131V129L150 128H146ZM133 127V126H132ZM131 127V128H132ZM151 127V126H150ZM153 127V126H152ZM127 128V129H126ZM157 127L155 126V128H152V132L153 131H155L154 129H156ZM158 128V129H159ZM7 129V128H6ZM13 129V128H12ZM148 129H150L149 131H148ZM24 131H26V129H23ZM28 130V129H27ZM97 130V129H96ZM119 130V132H116L115 133V131H113V135L116 137V135H117V133H120L121 131H120V129H117V131ZM126 130H130V128L129 127H125V130L123 129L122 131L124 132V131H126ZM138 130V131H139ZM146 130V131H145ZM172 130V131H171ZM6 131H8L7 132V134L5 133ZM10 131H12L11 130V128H10ZM137 131V130H136ZM135 131V132H136ZM148 131V132H147ZM159 130H157L156 132H158ZM26 132H29L30 134H31V132L30 131H26ZM26 132H23V134L22 133H20V135L22 134V136L24 135V133H26ZM127 132V131H126ZM132 132V134H133V130L131 131ZM152 132H150L151 134H153ZM194 132H197V134L198 133H200L201 132V134H199V135H201L200 137H199V135H197V137H196V135H193L194 134ZM155 133V132H154ZM2 134V135H1ZM137 136H139L137 133H135ZM135 134H133V135H135ZM148 134H146L147 136H148ZM150 134V135H151ZM157 134H159V132L157 133ZM157 134H155L156 136H157ZM19 135V134H18ZM27 135V133L25 134V136ZM110 135V134H109ZM122 135V132H121V134H120V136L119 135H117L118 137H120L119 139H121V141H123V142H125V139L123 140V138H121V137H125L124 136V133H123V136H121ZM130 135V134H129ZM132 135V138L134 137ZM22 136H20V137H22ZM25 136H23V139H24V137ZM111 136V135H110ZM127 136H128V134H127ZM131 136V135H130ZM156 136H153L152 138H156ZM159 136V135H158ZM107 138H109L108 136H106ZM112 137V136H111ZM118 137H116V138H118ZM2 138V139H1ZM26 138H27V136H26ZM26 138H25V140H26ZM103 138V137H102ZM107 138H103V139H105L104 140V142H106V140H107ZM127 140L128 139H130V137H125ZM131 138V140L133 141V139ZM134 138H137L136 136L134 137ZM13 138H11V140H12ZM111 139V138H110ZM145 139H147V138H145ZM145 139L144 140H142V141H145ZM149 139V138H148ZM151 139V138H150ZM15 140V138L13 139V141ZM135 140V139H134ZM138 140H139V138H138ZM137 140V142L135 141L134 143H135V145H138V142L140 141H138ZM1 141H3V144H1L2 142ZM101 141H103L102 139H101ZM112 141V140H111ZM110 141V142H111ZM132 141H129L128 143H131V144H134ZM141 141V142H142ZM147 141V140H146ZM12 142V141H11ZM22 142V141H21ZM118 144H120V143H122V142H120L119 143V141L117 142ZM125 143H127V142H125ZM127 143V144H128ZM144 143H146V142H144ZM148 143V142H147ZM146 143V144H147ZM158 144V142H153V144ZM177 143V142H176ZM109 144V143H108ZM117 144V145H118ZM123 144V143H122ZM130 144V145H131ZM153 144H152V146H153ZM181 144V145H182ZM3 145V146H2ZM110 145V144H109ZM115 145V144H114ZM113 145V147H115ZM121 145V144H120ZM126 145V144H125ZM129 145V146H130ZM135 145H133V146H135ZM141 146H142V143L140 144ZM8 146V147H7ZM11 146V147H10ZM26 147V150L28 149V147H31V145H25ZM128 146V147H129ZM9 148V152H10V150H12L10 153H15V154H13L12 153V155L10 154V153H8V152H5L4 150H6V148ZM14 147V148H13ZM20 147H18V149L20 148ZM23 147V146H22ZM22 147H21V150H22ZM120 147V146H119ZM124 147H126L127 148V146H124ZM123 147V148H124ZM138 147H139V145H138ZM138 147H136V148H138ZM144 147V146H143ZM154 147V146H153ZM156 147V146H155ZM154 147V148H155ZM261 147V146H260ZM10 148H13V149H10ZM25 148H23V150L22 151H24L25 150ZM121 148V147H120ZM123 148H121L122 150H127L126 148L125 149H123ZM147 148V147H146ZM144 148L145 149V151L146 150H148L149 148ZM153 148V149H154ZM161 148V147H160ZM119 149V148H118ZM131 149V148H130ZM134 149H135V147H134ZM152 149V148H151ZM163 149V150H164ZM1 150H2V152H1ZM17 150V149H16ZM25 150V151H26ZM137 150V149H136ZM159 150H162V148L161 149H159ZM162 150V151H163ZM182 150V149H181ZM186 150V149H185ZM187 150V151H188ZM256 150V149H255ZM4 151V152H3ZM7 151H8V149H7ZM128 151V150H127ZM132 151V150H131ZM143 149H142V152L144 153L145 152ZM151 151H153V150H150V153H151ZM157 151H158V148H157ZM183 151H184V149H183ZM182 151V152H183ZM190 151H188V152H190ZM254 151V150H253ZM19 152V151H18ZM133 152V151H132ZM136 152H138V151H136ZM161 151H159V153H160ZM1 153H2V155L4 154H7L8 153V157L6 158L5 156H4V158H6V159H4V158H2V155H1ZM149 153V152H148ZM163 153V154H164ZM184 153V152H183ZM185 153H187V152H185ZM254 153V152H253ZM252 153V154H253ZM50 154V153H49ZM55 154V153H54ZM161 154V153H160ZM249 154V153H248ZM251 154V155H252ZM51 156L53 155L52 154V152H51V154H50ZM148 155V154H147ZM13 156V159L11 158V157ZM14 156L16 157V156H18L17 157V160H15L14 159ZM149 156V155H148ZM153 156V155H152ZM159 156V155H158ZM181 156V157H180ZM185 156V155H184ZM9 157H10V159H9ZM162 158L161 159H164V156L162 155L161 156ZM202 157V158H203ZM181 158H183V159H181ZM244 158H242V161H243V159ZM1 159L2 160H6L7 162H5V163H3V161H2V163L3 164H5V165H7L8 166V168L7 167H3V166H5V165H3L2 163H1ZM185 159V160H186ZM245 160V159H244ZM40 161V160H39ZM164 161V160H163ZM189 161H192V160H189ZM207 161V162H206ZM37 162H38V160H37ZM36 162V164L38 165V163ZM160 162H162L161 160H160ZM167 162V163H168ZM239 162V161H238ZM7 163V164H6ZM9 163V164H8ZM65 163V162H64ZM187 163V162H186ZM189 163V162H188ZM187 163V164H188ZM197 163V162H196ZM196 163H193V164H195V166H196ZM222 163H220L219 165H221ZM231 163V162H230ZM230 163H223L222 165H226V164H230ZM234 163H237V162H234ZM234 163H231L230 165H226L227 167L226 168H229L230 166H232V165H234ZM1 164L3 165V166H1ZM16 164H14L15 166H19L20 164H18V165H16ZM35 164V166H37ZM41 164V165H40ZM39 164V166H41V168L39 169V168H36V169H38V170H42L43 171V173L44 174H42L43 176V178H44V176L47 178V179H43L42 181L43 182H41V184H43L44 186L46 185V187H48L49 185H48V183H47V181H49V184H51L52 185V183L51 182H53V185H52V187L55 189V188H58V189H56L55 191H54V189L51 187V185L49 186L50 188V190H48V193L52 190L53 192H57L59 195H57V193H56V196H57V198L58 199H60V190L62 189V188H65V187H63L64 185H65V183H66V178H65V176L63 177L64 179H61V177L63 176V174L65 175V168H64V170L62 171V173H60L61 171L59 170L60 169V167H59V169H56V168H58L57 166H59V164L60 163H56V164H54L52 167H53V169L55 170V173H56V171H57V173L56 174H53L52 172H54L53 171V169H50L49 167H46V168H49L48 169V172H46V170H43V169H45V165H44V167H42L43 165V163H40ZM44 164H46V163H44ZM58 164V165H57ZM168 164V165H169ZM186 164V165H187ZM192 164V165H193ZM238 164V163H237ZM23 165V164H22ZM56 165V166H55ZM61 165H62V167H63V165L64 164H62L61 163ZM165 165H167V164H165ZM167 165V166H168ZM192 165H191V167H192ZM217 165H216V167H217ZM221 165V166H222ZM207 166V167H206ZM229 166V167H228ZM3 167V168H2ZM20 167V166H19ZM65 167V166H64ZM211 167V168H210ZM6 168V169H5ZM15 168V167H14ZM175 168V169H174ZM181 168V169H182ZM197 168H198V166H197ZM197 168H195V169H197ZM1 169H5V171L3 172ZM10 170V171H8V170ZM32 169H34V168H32ZM62 169V168H61ZM213 169H215V168H213ZM6 170H7V172L8 173H6ZM16 170V168L13 170V171H15ZM35 170V169H34ZM60 172H59V171ZM197 170H199V169H197ZM208 170H204L205 171V173H204V171H203V173L204 174H206V175H208L207 173H209V172H207L206 173V171H208ZM219 170V169H218ZM12 171V172H13ZM36 171V170H35ZM41 171V172H42ZM45 171V172H44ZM49 171H52V172H50L49 173ZM85 171V170H84ZM84 171H82L81 173H83V174H81V173H79V176H80V174H81V177H83L84 176V173H87L86 171L84 172ZM213 171V170H212ZM217 171V170H216ZM33 172V171H32ZM31 172V173H32ZM37 172V171H36ZM41 172H39L40 174H41ZM173 172H175V171H173ZM191 172H193V171H191ZM34 173V172H33ZM38 173V172H37ZM45 173H48L47 175L45 174ZM212 173V172H211ZM219 173V172H218ZM262 173V172H261ZM260 172H259V175L261 174ZM8 174V175H9ZM35 174V173H34ZM53 174V176H55V175H60L59 177H60V179L57 181V179H58V177L57 176H55V178L54 177H52V176H50V175H52ZM196 173L194 172V175H193V173H192V175H193V177H197L198 175H195ZM199 174V175H200ZM203 174V175H204ZM210 174V173H209ZM214 174V173H213ZM217 174V173H216ZM262 174H264V172L262 173ZM262 174H261V176H262ZM62 175V176H61ZM87 175H88V173H87ZM86 175V176H87ZM189 175V174H188ZM212 175V174H211ZM243 175V174H242ZM245 175V174H244ZM250 175V174H249ZM249 175H247V176H249ZM29 176H31V175H29ZM48 176H50L49 178H51V180L49 179L48 180ZM85 176V177H86ZM91 176V175H90ZM90 176H87V177H90ZM187 176V175H186ZM205 176V175H204ZM246 176V175H245ZM56 177H57V179H56ZM67 177V176H66ZM190 177V176H189ZM209 176H207L206 178H208ZM244 177V176H243ZM250 177H252V176H250ZM30 179L29 180H31L32 178L31 177H29ZM191 178H192V176H191ZM240 178V177H239ZM247 178V177H246ZM255 178H257V177H255ZM258 178H260V177H258ZM53 179L55 180V182L53 181ZM235 179V178H234ZM236 179H238V178H236ZM244 179H245V177H244ZM0 180H1V178H0ZM47 180V181H46ZM240 180H242V179H240ZM259 180H261V179H259ZM32 181V180H31ZM61 181V182H60ZM236 181V180H235ZM237 181H239V180H237ZM251 181H252V179H251ZM254 181H257L258 183H259V181H258V179L257 180H254ZM254 181H252L253 183H255ZM16 182H18L19 184H20V181H16ZM15 182V183H16ZM44 182H46V184H44ZM232 182H233V180H232ZM231 182V183H232ZM240 182V183H239ZM238 182V185H237V183H235V185H233V183H232V185L233 186H240V185H242V184H244V183H242L243 181H239ZM263 182V181H262ZM27 182H24L23 183V181H21V184L22 185H24L23 187V189H21V191H23L24 189L25 190H28L31 186H33V187H31L29 190H28V192H27V194L29 193L30 194V191L33 189V191H34V189H35V193L37 194V196L38 195H40V194H42V196H38V197H36V195H35V193L33 192V194H34V197H36V198H38L37 199V202H38V200H39V202L38 203H41L40 205H42V207H43V205H44V203L42 204V202L44 201V200H42V199H45L44 197H47V194H44L43 195V193L42 192H44V191H47L46 189H48V188H44V189H42L41 187V191L40 190H38V188H36L37 187V185L35 186V184L34 185H32L30 182H29V188H28V186H27V184H26ZM34 183V182H33ZM61 183H62V185H61ZM242 183V184H241ZM17 184V183H16ZM16 184H12L11 186H12V190L14 191L15 190V192L18 190V187L20 188V186L19 185H17L16 187H17V189H14V187H13V185H16ZM31 184V185H30ZM56 184V186L54 187V185ZM57 184L59 185L60 184V186H58L57 187ZM229 184V183H228ZM227 184V186L226 185H224L223 187L226 189V187L227 188H231V186H229ZM248 184H249V182H248ZM39 185V184H38ZM43 185H40V186H43ZM79 184H77V186H78ZM252 186H253V184H251ZM35 186V187H34ZM43 186V187H44ZM80 186V185H79ZM78 186V187H79ZM92 186V185H91ZM244 186V185H243ZM246 186V185H245ZM244 186V187H245ZM256 186H258V184L256 185ZM15 187V188H16ZM27 187V188H26ZM60 187H62L60 190H59V188ZM94 187H96L97 188V186L95 185ZM99 187V186H98ZM102 187V186H101ZM220 187V186H219ZM223 187L220 189V191L222 192V190H223ZM242 186H240V188H241ZM243 187V188H244ZM248 187V186H247ZM249 187H251V186H249ZM80 188H81V186H80ZM80 188H78V190H81ZM91 189H92V187H90ZM89 188V190H91ZM100 188V187H99ZM218 188V187H217ZM242 188V189H243ZM37 189V190H36ZM94 190H95V188H93ZM219 189H217V190H219ZM233 189V188H232ZM245 189V188H244ZM247 189V188H246ZM24 190V191H25ZM42 190H44V191H42ZM57 190H59V191H57ZM84 190V189H83ZM83 190H82V192H83ZM214 190H216V189H214ZM217 190H216V192H217ZM229 190V189H228ZM227 190V192L225 191V195H227V193H229V191ZM239 191H240V189H238ZM237 190V191H238ZM250 190V189H249ZM258 190L259 191H261L259 188H258ZM4 191V190H3ZM3 191H2V193H3ZM9 192H11V190H8ZM23 191V192H24ZM37 191V192H36ZM51 191V192H52ZM96 191V190H95ZM224 191V190H223ZM242 191L243 190H241V193L240 194H238L239 196H241L242 195ZM263 191V190H262ZM39 192H41L40 194H39ZM63 192V191H62ZM61 192V193H62ZM82 192H78V194L79 193H82ZM86 192H87V190H86ZM100 192V191H99ZM216 192H214L213 191V193H214V195L216 194L217 196H219V193H221V192H219V193H216ZM233 191H231V193H232ZM250 192L251 191H249V193H246L245 194V196H243V198H242V200H240V201H236V202H232L231 203V199L229 200L228 198H227V200L226 201H229V203H226V206L223 204V205H219V204H217V205H219V206H223V208H224V212H226L227 210L229 211H231V210H233V208L234 207H240V206H243L244 207V205L245 204H250V202L252 203V201H253V199L255 200V197H254V194H253V196L250 194ZM258 192V191H257ZM14 192H12V194H13ZM55 193H53V194H55ZM89 193V192H88ZM92 192L90 191V194H91ZM234 193V192H233ZM233 193H232V195H233ZM17 194H19V192L17 191ZM22 193H20V195H21ZM32 191H31V196H29L28 197V195H27V199H29L30 197H31V199H29V200H27L28 202H23V200L24 199H26L25 197H26V195L24 196L23 194L20 196V195H16L15 193H14V195H13V198H11V197H9L8 196V198L9 199H11V200H15L16 201V203H17V207H18V209H15V211L13 210L14 208L12 207V209H10L9 210V212L11 211V210H13L14 211V214H13V211H12V214L13 215H15V219H12V220H14V221H19L20 219H21V221L23 222V219L24 218H26L27 217V219L29 220V221H31L32 223H30L29 221H27L26 219H24L25 221H26V223H25V221H24V224H25V228H26V226L28 225V223H30V225H28L27 226V229L29 228V230H25V228H23L24 230H19V229H22V227H20V225L21 226H23L22 224H19V227L20 228H15V229H13L12 228V231L10 232L9 230L7 231L6 229H5V233H4V235H3V232L0 234V236L2 235V237L0 238L1 240H2V238L5 236V234L7 235V237H8V234H7V232H9L10 234H12V233H14V231L13 230H16V232L14 233V235H13V237H11L12 235H10L9 234V237H11V238H13V240L12 239H10V238H7L6 236H5V238L7 239H5V238H3V241H1L0 240V264H16V261H18L19 262V264H21L20 262H21V260H23V256H25V254L23 255V253L22 252H20V253H17V251H16V253H15V251L13 250V249H11V248H13V246H11L12 245V241L14 242V241H18V240H15V239H17L18 238V236H19V240H21L22 241V236L24 237L23 238V240L25 239V238H28L29 237V239H30V237L31 238H33L32 240L34 241V240H36V241H38V239H40L41 241H42V238L44 237V234H46L47 235V233L49 232V234L51 233V228H50V226H51V223H50V220H51V218L48 216V215H50L51 213H53L52 211H51V213H50V211H49V214H48V211L46 212L45 211V208L42 210V209H40L39 211H37V209H39V206H37L38 204L36 203V199L34 198H32ZM50 194V193H49ZM83 194V193H82ZM82 194H79L82 198L84 197V195L82 196ZM236 194V193H235ZM260 194V193H259ZM262 194V193H261ZM9 195H11V194H9ZM46 195V196H45ZM52 195V194H51ZM51 195H48V196H51ZM63 195V194H62ZM78 195V196H79ZM89 195V194H88ZM88 195H85L87 198H88ZM114 195H115V193H114ZM211 195H212V193H211ZM211 195H209V197H211L212 199H214V197H212ZM215 195V196H216ZM223 195H224V192H223V194L221 195L220 194V196L219 197H221L222 199H224L223 198ZM229 195V194H228ZM227 195V196H228ZM1 196H2V194H1ZM0 196V197H1ZM44 196V197H43ZM55 196V197H56ZM90 196V195H89ZM208 196V195H207ZM207 196H206V198H207ZM231 196V195H230ZM251 196H252V199H251ZM259 196V195H258ZM7 197V196H6ZM5 197V198H6ZM42 197V198H41ZM53 198H55L54 197V195L52 196ZM52 197H47V199L49 198V199H51ZM81 197H79V198H81ZM117 197V196H116ZM209 197H208V199H209ZM219 197H215V199L213 200V201H215V202H218V200L216 201V199L218 198L219 199ZM254 197V198H253ZM3 198V197H2ZM2 198H0V199H2ZM5 198H3L4 200H5ZM41 198V199H40ZM57 198L56 199H54V200H52L51 199V201L49 200V201H47V199H45V202H47V203H45L46 205L47 204H49V206H50V208H51V205H50V203L49 202H51L52 203V206L53 207H55V205H59L60 203L62 204V201H64L63 199H62V201L61 200H59V201H61V202H59V204L57 203V202H55V200H57ZM65 198V197H64ZM115 198V197H114ZM114 198H113V200H114ZM202 198V200H205L204 202L206 203H209L208 201H210V200H212V199H210V200H208V199H205L203 196H201L200 198L198 197V199H201ZM235 198V197H234ZM33 199V200H32ZM197 199V198H196ZM262 199L264 200V197L262 196ZM3 200V201H4ZM30 200H32V202L30 201ZM41 200H42V202H41ZM81 201L82 200H86V198L85 199H80ZM116 200H118V199H116ZM207 200V201H206ZM220 200V199H219ZM225 200V199H224ZM224 200H222V202L224 201ZM257 201H258V199H256ZM5 201H7V203H8V200H5ZM52 201H54V202H52ZM112 201V200H111ZM119 201V200H118ZM221 201V200H220ZM232 201H233V199H232ZM257 201L255 202V201H253V202H255V203H257ZM34 202H35V204H34ZM114 202V201H113ZM116 202V201H115ZM222 202H219V203H222ZM262 202V204L264 205V203H263V201H261ZM4 203V202H3ZM11 203V202H10ZM56 203V204H55ZM83 203V202H82ZM84 203L85 204H82V205H86L87 204V201L85 202L84 201ZM117 203V202H116ZM255 203H253V205L255 206ZM60 204V205H61ZM111 204H112V202H111ZM129 203H127L126 205L127 206H129L128 205ZM229 204V205H228ZM259 204V203H258ZM262 204H261V206H262ZM8 205V204H7ZM46 205H45V207H46ZM88 205V204H87ZM125 205V206H126ZM251 205V204H250ZM11 206H14V205H11ZM82 206V208H85L86 207V210H87V206ZM132 206V205H131ZM130 206V207H131ZM216 205H214V207H215ZM246 206H248V205H246ZM245 206V207H246ZM257 206V207H256ZM255 207V209L253 210V211H251L250 213H247V212H249V211H247V210H245L244 211V213L245 214H242L241 215V217L240 218H237L236 220H238L240 223H238V221H234L235 223L237 222L238 224V226H239V224L242 226V224L244 225L243 227L245 228V226H247L246 228H251V230L252 229H255V231H256V229H258V225H260V222H262V221H264V207L263 208H260L261 206H260V204L259 205H256ZM260 206V207H259ZM6 208L7 209V207L6 206H2L1 205V211L4 209V208ZM16 207V208H17ZM41 207V206H40ZM48 207V206H47ZM46 207V208H47ZM113 207V206H112ZM129 207V208H130ZM133 207V206H132ZM131 207V208H132ZM218 207V206H217ZM251 207H252V205H251ZM3 208V209H2ZM114 208V207H113ZM128 208V209H129ZM213 208V207H212ZM53 209V208H52ZM52 209H50V210H52ZM58 210L60 209V207L59 208H57ZM244 209V208H243ZM20 210H22V212H24V211H26V212H29V216L28 215H22V212L20 211ZM55 211H56V209H54ZM83 210V209H82ZM130 210V209H129ZM133 210H135L134 208H133ZM218 210V209H217ZM219 210H221V212H222V208H219ZM226 210V211H225ZM234 210H237V208H234ZM251 210V209H250ZM4 211H6L5 209H4ZM34 211H37V213L39 212V213H41V218L39 219V215L37 214V216H36V213H34ZM85 211V210H84ZM84 211H83V213H84ZM131 211V210H130ZM136 211V210H135ZM243 211V210H242ZM247 211V212H246ZM262 211V212H261ZM20 212H21V214H20ZM26 212H24V213H26ZM31 212H32V214H31ZM43 212H44V214H43ZM45 212H46V214H48V215H45ZM57 212V211H56ZM56 212H54V213H56ZM60 212V211H59ZM88 212V211H87ZM87 212H85V213H87ZM220 212V211H219ZM234 212V211H233ZM257 212H260V213H257ZM1 213H4L3 214V216H5L6 215V219H9L7 216L9 215H7L5 212H1ZM35 215H34V214ZM65 213V212H64ZM67 213V212H66ZM64 214V215H66L67 216V214ZM69 213V212H68ZM223 213V212H222ZM229 213V212H228ZM19 214V215H18ZM28 214V213H27ZM70 214H71V212H70ZM88 214V213H87ZM112 214V213H111ZM135 214H136V212H135ZM227 214V213H226ZM232 214V213H231ZM234 214V213H233ZM236 214V213H235ZM235 214L233 215V218H234V216H235ZM260 214V215H259ZM13 215H9V216H12L13 217ZM31 215V216H30ZM84 215V214H83ZM86 215V214H85ZM19 216L21 217V218H19ZM24 216V217H23ZM33 216V217H32ZM36 216V217H35ZM42 216H45V217H42ZM87 216V215H86ZM240 215H238V216H236V217H239ZM0 217H2L1 215H0ZM23 217V218H22ZM32 217V218H31ZM47 217H49L50 219H48ZM126 217V216H125ZM136 218H137V216H135ZM148 217L149 216H147V219H144L146 222H148V220L150 221V222H148V223H152V219L150 220V219H148ZM152 217H154V215H152ZM231 217V216H230ZM14 218V217H13ZM19 218V219H18ZM31 218V219H30ZM37 219V221L38 222H36L35 220ZM70 219L72 218V216H70L69 217ZM135 218V219H136ZM232 218V219H233ZM5 219V220H6ZM17 219V220H16ZM49 220V230L50 231H48V229H47V226H48V224H47V226H46V223L48 222V220ZM62 219H64V220H66V221H68V218H62ZM69 219V220H70ZM82 219V218H81ZM80 219V220H81ZM87 219V218H86ZM86 219H85V222H82L81 224H82V228L84 229H81L82 231H85V232H82V234L83 233H85V236L87 237H85L84 236V239H88L87 240V242H89V240H90V244L92 243L91 242V240L94 238V237H92L91 238V235H94V233L93 234H91L90 233V231L91 232H93L91 229L89 230V227H88V224L86 223L87 221H86ZM134 219V218H133ZM134 219V220H135ZM155 219H157V218H155ZM0 220H2V223H4L3 222V218L1 219L0 218ZM11 220V219H10ZM44 220V221H43ZM129 220V219H128ZM130 220H131V218H130ZM134 220H131V223L134 221ZM231 220V219H230ZM20 221V222H21ZM65 221V223H63V224H66L67 222ZM71 221V220H70ZM69 221V222H70ZM110 221V220H109ZM144 221V222H145ZM157 221V220H156ZM7 222H9V220L8 221H6V223ZM10 222H13V221H10ZM9 222V223H10ZM33 222H34V224H33ZM62 222V221H61ZM64 222V221H63ZM106 222V221H105ZM104 222V223H105ZM107 222H108V220H107ZM106 222V223H107ZM111 222V221H110ZM110 222H108L107 224V226L109 227L110 226ZM135 222V221H134ZM133 222V223H134ZM17 223V222H16ZM71 223V222H70ZM103 221H101V224H98L99 225V227L97 226V228H99V232H100V229H103ZM130 223V222H129ZM148 223H147V225H148ZM0 224H1V222H0ZM11 224V223H10ZM9 224V225H10ZM18 224V223H17ZM59 224H62V223H59ZM144 224V223H143ZM146 224V223H145ZM3 225H5V224H3ZM3 225H1V226H3ZM71 225V224H70ZM69 225V226H70ZM261 225H264V224H261ZM30 226V227H29ZM60 226V225H59ZM105 226H106V224H105ZM106 226V227H107ZM146 226V225H145ZM150 226H151V224H150ZM149 226V227H150ZM153 226H154V223H153ZM4 228H5V226H3ZM61 227V226H60ZM60 227L58 228V230H62V229H64V227L62 226L61 227V229H60ZM66 227H68V225L66 226ZM111 228L109 229V228H107L106 229V231H110L111 229H112V227H113V225H112V223H111V226H110ZM144 227V226H143ZM149 227H147V228H149ZM243 227H242V229H243ZM105 228V227H104ZM130 228V227H129ZM248 228V229H249ZM261 228V227H260ZM68 229V231H67V233L65 232V230H62V232H55L56 234H54L55 236H56V238L57 239H55L54 241H58V243L56 242V244H58V247H57V249H55V245H54V243H52L53 245H54V250L51 248V250L48 248V245H47V248L50 250V251H52L53 253H51L47 248V251L48 252H50V256L52 257V260H53V263L55 262V260H56V262H57V260H58V257L56 256V255H58L59 257H60V259L63 257V259H64V263H69V261L68 262H66V260L68 259V255L70 254L69 253V251H70V248H71V250H72V248L74 247L73 245H72V247H71V244L72 243H75V241H73V240H76V239H74V235L72 236V234H74V230L72 229V226L70 227V229L69 228H67ZM109 229V230H108ZM144 230L143 231H145L146 229L145 228H143ZM264 229V227H262V229L261 230H263ZM56 230V229H55ZM69 230H73V232L71 233V232H69ZM246 230V229H245ZM258 230H260V229H258ZM104 232H105V229L103 230ZM102 230H101V232H103ZM128 231V230H127ZM139 231H141V230H138L137 232H139ZM147 231H149V230H147ZM147 231L145 232V233H147ZM166 231V233H167V230H165ZM165 231H163V232H165ZM176 231V233H178V231H179V233L180 232H182V234H183V236H186L185 235V232H187V231H183V230H179L178 229V231H177V229H174L173 231H170V232H175ZM34 232H36V233H38V234H36V233H34ZM43 232H46V233H43ZM69 232V233H68ZM159 231H157L156 233H158ZM184 232V233H183ZM34 233V234H33ZM42 233V234H41ZM54 233V232H53ZM58 233V234H57ZM129 233L131 234V231L129 232L128 231V235H129ZM133 233V232H132ZM162 233V232H161ZM179 233L177 234V237H176V234H175V237H173L172 238V234L170 233V235H171V238L169 239V240H174L175 241V243L173 244V243H171L172 244V247H170L169 245V247L168 246H166L167 245V243H166V240H168L167 238L169 237V235L168 236H166L165 238H166V240L164 241V243L166 244L165 246H166V249H167V253H165L164 255H162V254H154V255H151V254H149V257L147 256V258H143L144 260H143V264H192L191 262L193 261V262H195L194 261V259L191 261V262H189V260H190V256L193 258V255H190V256H188L189 257V260H188V257H187V253H191L192 254V252H193V250H194V248L193 247H195V246H193V244H194V242L193 243H191V241L189 242L190 244L189 245H187L186 247H185V251H188V249H189V246H191V252L189 251V252H187L186 254H185V252H184V254H182L183 256H184V258L182 259H180L178 262L176 261L175 262V260H176V258H175V260H173V257L175 256H177V258L179 257V255H177L176 254V252L174 251V249H175V247H176V249L178 248L177 247V244L176 243H179L180 242V244H181V242L183 243V245H185V243L184 242H186V241H178V242H176L177 240H180V238L179 237H183V236H179ZM134 234H135V231H134ZM155 234V233H154ZM174 234V233H173ZM41 235H43L42 237H41ZM136 236H138L139 235V233H136L135 234ZM133 236V234L129 237L130 238V241H132V236L134 237V239H133V241L134 240H138V239H135V237L136 236ZM141 235H142V233H141ZM152 235H153V233H152ZM156 235V234H155ZM208 235V234H207ZM212 235V234H211ZM210 234L208 235V237H210L211 236ZM17 236V238H15ZM55 236H54V238H55ZM154 236V235H153ZM162 236H163V234L162 235H160L159 236V238H161L162 239ZM174 236V235H173ZM179 236V237H178ZM189 236V235H188ZM46 237H48V236H46ZM71 237H73V239H71ZM139 237V236H138ZM142 237H144L143 235H142ZM155 237H158V234H157V236H155ZM192 237V236H191ZM177 239V240H175V239ZM179 238V239H178ZM186 239V237H183V238H181V239ZM188 238V237H187ZM196 238V237H195ZM82 239V238H81ZM95 240L97 239L96 238V236H95V238H94ZM127 239V238H126ZM149 239H150V236H149ZM158 239V238H157ZM197 239V238H196ZM44 240H45V238H44ZM44 240H43V242H40V241H38V242H40L39 244V247L41 248V245H43L42 243H45L44 242ZM47 240V239H46ZM95 240H92L93 242L95 241ZM128 241H129V239H127ZM151 240V243L153 242L154 243V240H155V243H157L158 242V245L160 244V240L159 241H157L156 239H150ZM168 240V241H169ZM171 240V241H172ZM209 240V239H208ZM214 241H215V239H213ZM25 241L27 242V240L25 239ZM73 241V242H72ZM81 242H78V240H77V242L78 243H81V244H79V246H81V247H78V249L77 250H79V254H80V260L78 259V261H80V262H78V261H76L77 262V264H92V260L91 259H89V257H88V253L90 254V251H89V247H88V250H87V248L85 247V245H86V241H85V243L83 244L82 243V240H80ZM162 241V240H161ZM167 241V242H168ZM174 241H172V242H174ZM211 241V240H210ZM29 242V241H28ZM95 242H99L98 240L97 241H95ZM95 242H94V244H95ZM150 242V241H149ZM170 242V241H169ZM15 243V242H14ZM13 243V244H14ZM22 243V242H21ZM100 243V242H99ZM151 244L152 246L154 245V244ZM19 243H17V244H15L16 245V247H18V249L20 248V246L18 245ZM26 244V243H25ZM29 243H27V245H28ZM37 244V243H36ZM50 244V243H49ZM52 244L50 245V246H52ZM192 244V245H191ZM213 244V243H212ZM211 244V245H212ZM215 244L217 245V247H215ZM219 244L220 243H217L216 241L214 242V244L212 245V248L213 249H211L210 250V257H209V264H232L233 262H230L231 260L230 259H232V257L230 256V259H226V256L228 255H224L225 254V252H223V250L222 251H220L219 249V247L221 246V244H220V246H219ZM18 245V246H17ZM26 245V246H27ZM33 245V246H32ZM31 246H32V249H30L31 251L32 250H36V246H34L35 244H32ZM88 245V244H87ZM86 245V246H87ZM100 245V244H99ZM150 245V246H151ZM157 245V246H158ZM174 245V246H173ZM176 245V246H175ZM179 245V244H178ZM182 245V246H183ZM195 245V244H194ZM61 246V247H60ZM89 246V245H88ZM101 246V245H100ZM99 246V247H100ZM106 246V245H105ZM160 246H161V244H160ZM33 247L35 248V249H33ZM76 247V248H77ZM91 247V246H90ZM94 247H95V245H94ZM96 247H97V245H96ZM95 247V249L97 250V248ZM147 247V246H146ZM156 247V244H155V246H154V248ZM223 248H225L224 246H222ZM6 248H9L10 249V251H14V253H15V255L16 254H19V255H21L20 257H21V260H20V258L18 257V258H14V254H10L11 252L9 251V249L8 250H6ZM40 248H37V251L35 252L34 251V254L35 253H37V254H35L36 255V257L38 256V253H39V251H38V249H40ZM61 248V249H60ZM157 248V247H156ZM163 248H165V247H163ZM188 248V249H187ZM193 248V249H192ZM222 248V249H223ZM17 249V248H16ZM102 248H100V250H101ZM107 249H108V247H107ZM149 249V248H148ZM175 249V250H176ZM179 249V248H178ZM177 249V250H178ZM225 249H227V250H225ZM224 250L228 253V247L227 248H225ZM6 250V251H5ZM41 250V249H40ZM86 250H87V252H86ZM99 250V249H98ZM99 250V251H100ZM103 250H106V248L104 247V249ZM190 250V249H189ZM20 251V249L18 250V252ZM98 251V252H99ZM107 251V250H106ZM106 251H104V252H99V254H101L102 255V257L100 258V260H98L99 262V264H106L107 262V259L105 260V256L106 255H108V254H110V252L107 254V252ZM109 251V250H108ZM147 251V250H146ZM151 251V250H150ZM153 251V250H152ZM155 251V250H154ZM153 251V252H154ZM158 251V250H157ZM182 251H184V250H182ZM10 252V253H9ZM97 252V251H96ZM98 252H97V254H98ZM112 252V251H111ZM141 252H144V251H142V250H140V253ZM160 252V251H159ZM166 252V251H165ZM224 254H223V253ZM25 253V252H24ZM29 253H31V252H29ZM75 253V252H74ZM139 253V251H138V254H140ZM145 253V252H144ZM147 253V252H146ZM146 253H145V255H146ZM155 253V252H154ZM229 253H231L230 251H229ZM26 254H28V253H26ZM33 254V252H32V255L33 256H35ZM53 254V255H52ZM106 254V255H105ZM188 254V255H189ZM46 255L49 257V254H45L44 255V257H46ZM141 255V254H140ZM138 256L139 258H136V259H138L139 261L138 262H140V258L141 257H143V253H142V256ZM27 256V255H26ZM33 256H31V257H33ZM70 256V255H69ZM76 256H78V255H76ZM136 255H135V257H137ZM182 256V257H183ZM36 257H34V258H36ZM91 257H93V256H91ZM25 258V257H24ZM30 255H29V257H28V259H27V257H26V259L27 260H29L30 261ZM33 258V259H34ZM99 258V257H98ZM107 258V257H106ZM191 258V259H192ZM195 258V257H194ZM235 258V257H234ZM19 259V260H18ZM38 258H36V260H37ZM46 259L47 258H45V261H43V260H41L42 262H44V263H46V264H48V263H50V262H46ZM75 259V258H74ZM236 259V258H235ZM35 260V262H37ZM49 260V259H48ZM47 260V261H48ZM75 260H77V257H76V259ZM94 260V259H93ZM234 260V259H233ZM237 260H238V257H237ZM237 260H236V262H237ZM242 260V259H241ZM39 261V260H38ZM61 261L62 260H59L58 262H60L61 263ZM95 261V260H94ZM93 261V262H94ZM17 262V263H18ZM52 262V261H51ZM57 262V263H58ZM84 262V263H83ZM134 262V261H133ZM133 262L131 263L130 262V264H133ZM235 261H234V263H236ZM241 262V261H240ZM23 263V262H22ZM64 263H61V264H64ZM72 264H74V262H71ZM233 263V264H234ZM59 264V263H58ZM93 264H95V263H93ZM136 264H138V263H136ZM197 264V263H196ZM198 264H200V263H198ZM248 264H249V262H248ZM253 264V263H252Z\"/></svg>",
  "mask_w": 264,
  "mask_h": 264
}]
</instances>
